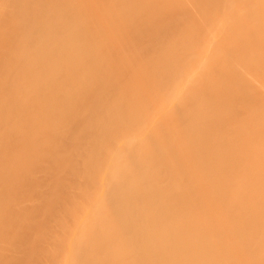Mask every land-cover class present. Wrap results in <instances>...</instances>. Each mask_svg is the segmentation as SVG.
Returning <instances> with one entry per match:
<instances>
[{
	"label": "rangeland",
	"instance_id": "374dc122",
	"mask_svg": "<svg viewBox=\"0 0 264 264\" xmlns=\"http://www.w3.org/2000/svg\"><path fill=\"white\" fill-rule=\"evenodd\" d=\"M80 1L82 2V6H79V7H76V8H72V9L69 8L72 17L73 18H77L78 19V22H77L76 19H73V21H72V20H70V18H68V22H66L64 24V31H65V35H66V39H67L66 47L64 49H59L58 47H55L54 49L51 50V52L49 53V55L47 57H44L43 56L42 50H41L40 46L38 45V39L35 38V37H32L30 35L22 36L21 29L23 28V29H27L29 31H32L33 29H35V31H37L39 35H43V34H45L48 31L49 24L46 23L45 20H37V18H36V19H33V20H29V21L23 22V24L21 25L18 22V20H17V16H15V18H14L15 23H12V21L11 20H8L6 18V16L9 15L11 12L12 13H14V12L11 11V10H9V9H3L0 6V31H4L3 35L0 36V105L8 106V107H5V110L7 111L5 113V115L3 117H0V191H4L5 186L8 183V181H11V183H12V185L14 187L13 190H12V187H10L11 188L10 189L11 191L8 189L9 187H6L7 190H9L10 192L9 191H6L8 193H7V195L6 194L4 195V198L5 199L4 198L3 199L0 198V199H2V201L0 200V204L1 205L6 204V205L2 206L5 209L4 210V213L2 212L3 210L0 209V210H2L1 211V213H2L1 215L3 216V214H5L3 218L0 217L1 218V221H0L1 223L0 224H3L2 223V221H3L2 219H4L3 222L5 224H6V222L8 220L11 219L10 216H9L10 218H8L7 214L9 215L10 212H13L14 213L15 210L12 211L11 210L12 207L9 208L10 206H8L7 203H9L11 201L12 203H9V204L10 205L13 204L14 201H17V197H20V199L18 198V201L15 202L16 204H14V206L17 205V207H19L18 205H20V207H21L23 204H20V203H24L25 205H27V206H25V205L24 206L27 208L28 216L31 215V217H30L31 220L29 219L30 221L28 222V220H27L28 219V216L27 215L25 216V214H27L26 211H25L26 213H24V211L19 210L21 212H18V214L15 212L16 215L18 216V218L21 217L22 221H23V217H24V219L26 217V219H25V220H27V222H25L26 224H24V223L21 224V227H23V225H25L26 227L21 228V227H19L20 226L19 222L21 223L22 221H20V219L18 221L17 216L16 215H13V213H11L13 216L10 214L12 217H15L16 218V220H14L15 223L13 224V225H15V226H13V227H15L14 229H17V228L18 229L19 228L22 229V230L19 229L21 234H18L19 233V230H17L18 233L17 232L16 233H17L18 237H15L16 234L14 233V231H16V230H14V229H12L13 230V233L8 234L9 237H7L8 236L7 234H6L7 235L6 236L7 238L4 237L5 234L3 235V233H5L4 232L5 231V228H3V227L5 225L4 224L1 225V226H3L2 227L3 228V231L0 228V235L2 234V237H4L3 238L4 240L8 239V243H10V244H8L6 241L2 242V240L0 239L1 240L0 242H2L0 244L1 245L3 244L2 246L0 245L1 246L0 247V262L2 261L1 258L3 257L2 256L3 253H4L3 255L5 256V258L9 259L11 257L10 256L7 257V255H9V254L11 255L13 252L16 251L15 249L17 247H13L12 248L11 246L21 245L23 242L25 243V241L27 242L26 243L27 247L25 245H23V246H25L26 248L25 247L20 248V246H18L17 252L15 253V258L17 256H18V258H16V259L13 258V260L14 259L15 260L18 259V261H16L17 264H19L18 263L19 260H20V264L22 262H23L22 264H50V263L54 264V263H57L56 260H58V259H61L62 262H65V264H67V262H69L73 258L72 256H73V254H75V251L77 249H78L77 251H79V249L81 251V252L79 251V253H80L79 255H80L81 260H82V257H83L81 254H85V255L87 254L88 255V252L89 251L92 252V250H91L92 247L91 248L89 247L90 250L88 252L87 251L85 252V250H83L84 247L82 248V246H80V245H79V247H81V248L78 247V244L77 243H78V241L80 239L78 236H80V235L76 236V239L77 238L78 239L75 242L76 239L73 238V236L75 237V232L74 231H75V228H78L79 226L76 227L77 225H75V227H74V225H73L74 221H72V220H74V218H73L74 216L72 217L70 215H74L75 213L73 212V214H71L70 212H72V211H75L76 212V210H77V214L79 215L81 213H78V212H81L82 209L85 211V208H88L89 209V207L91 206V204L92 205L94 204V202H92V201L95 200V198H97V200H98V198L101 196L104 199V196L102 194L105 191H103V190H105V188L107 189V187H108V186L106 187V185H105L106 183L105 182L110 183V178H109V181H107V179H108V177H107V179L104 182V179L106 178V175L105 174H107V172H109V171L106 170L107 172H105V168L103 167V165L106 164V166H108V164L110 165L112 163L111 160L113 161L115 159L113 157V155L116 154V150L119 149L118 147H120L119 154H121V147H122V145L125 144L124 143L125 141L126 142H129L128 141L129 138L127 139V137L134 138L133 137V135H134L133 131H134V128L135 127H133V126H135L136 124H137V126L138 125L141 126V124H138V123L141 120H143V118L145 117V116H141V115L146 114L145 112H143L144 110L147 111V109H144L143 106L141 107V105L144 104V106H145L146 103H147V105L150 104V106L152 105V106H154V108H156L157 106L155 104H160V101L162 100V98H161L162 95L165 96V94H169L171 96H173V95L175 96V93L176 94H179L180 92H178V89L177 88L179 86L182 87L183 83H182V85L180 83L177 88H173L172 91L170 89H172V87H176L175 84H178L177 82L181 81L180 80L181 79L180 78L181 73H182V75H184L186 71L190 72L188 75L186 74L187 76L186 75H184L183 77L181 76L183 79L186 78V80H183L182 79V82H184V84H185L184 87L185 86L187 87L188 82L189 83L191 81L193 82V80H191V81H188V80H190V78L192 79V76H194V74H196L197 71L195 72V70H198V68H200L202 70V68H203L204 70H206V72H205V74H206L210 70L209 67L212 66V63L213 62H215V61H213V58H214V60H216V63L218 65H215V66H212L211 67L212 70L210 71V74H213L214 73V74L220 75L222 77H217V75L214 76L216 79L213 77L215 82L218 79L217 82H216L217 83L216 84V88H217V90H219V92L216 90V88L214 89L215 93L212 90L214 96L211 97V98H209V94L207 92L205 94V97H208L209 98V100H206V103H208V104L206 105L205 100H204V103H202V104H203V106L206 105L205 106L206 109H208L207 106H209V110L208 111H211V112H209V114L210 115L212 114L213 116L212 115L210 116L209 114H207L208 113L207 110L204 109V107H203V110H204L203 112L204 113L207 112V113L204 114V117L202 119H207V121L201 119L203 122H205V123L202 122V126L203 127L201 126V128H203V129L204 128H208L213 123L216 125L217 124V121H214V120H218V124H219L218 126H222V127H218L217 125H216V127H217L218 130H219V128L221 129V130H219L221 133L219 131H216L214 135H217V138L215 139L211 135L212 134L211 133L212 131L210 132L211 129H209V132L210 133L208 132L207 129H204V131L202 129V131L204 133L203 136H202V138H199V139L197 138L199 140V142H198L197 139H195L196 140L195 141V140H193L194 138L192 139V137H194L193 136V133H194L193 130H195V133L194 134L196 136L197 135L196 133H197V130L198 129H193V128H197L195 126H197V124H199L198 123L199 121L194 120V118H190L191 116L189 117V116H186L185 115L184 116V117H186L185 119H188V120L189 119H193L192 121L191 120H189V121H191L193 124H196L195 126L192 127L193 124L190 126L191 122L188 123V120H185L186 123H188L189 126L192 127V130H189L191 128L190 127H187L188 124L186 126H183L182 125L181 122H183L184 119H177V120L175 119V120H171V121H173V124L172 125L174 127L179 128V129L181 127L182 128L184 127L187 130H189V131H187V130L185 131L184 128H183L184 130L181 128V130L184 131L183 134L186 132V134H185L187 136L186 138L184 137L185 135L183 136L181 134H180L181 136L180 135L179 136L176 135V136H172V137H170L169 135L168 136L167 135L164 136L163 134H159V133H157L159 135V137H157V135L154 136V133L151 134L157 140V142L154 140V142L152 144L153 146H157L156 144L157 143H160L162 141L161 139H165L166 137H169L170 140L167 138L169 141L167 139H165L163 141H165L169 145L170 144H173V147L176 146V149H177V147H178V149L176 150L175 148H172L171 147L172 145H171L170 146V150L171 151H169L168 144H166L165 142L162 141L163 142L162 143L163 145L162 144H158V146H157V147H159V145H161L162 148L160 146L159 149L161 151L163 150L161 152L160 150L158 151V149H157V154H158L159 158H158V156L156 154V150H155L156 147L155 148L153 147L154 148L153 151L155 150V154L154 153L151 154V152H152V149H151L146 154V156L148 154L155 155V156H157L156 158H158L157 159L158 162L160 161L159 159H161V161L165 159L164 160L165 163L163 161L162 162L160 161L158 163L155 160L156 159L155 156H152V158H151L150 155L148 156V158H151V160L147 158L148 160H146L147 161L146 165H144V162H146V161H144L143 159H140V161L141 160L144 161V162L141 161V163L143 164V166H146V168H148L149 167V163L151 165V162H153V161H155V162H157L159 164V167H158V164L157 163H156L157 166H156V164H153L155 167H157L159 169L152 168V167H154L152 165H151V167H149V168H151V170H148L149 168L147 169L148 171H152V169H153L154 172L152 171L153 172L152 173V176H151V174L150 175L149 174H146L147 177L144 178L145 177V175H144L145 173L144 172L145 171L148 172V171L146 169H144L145 167H143V166H142L143 169H141V172L142 173L140 172V169H138V168H142V167H139L138 166L137 169L136 168L135 169H132L133 167L131 165L128 167L129 169L130 168L132 169V170L130 169V171L135 170V172H136L138 170L137 171L138 173L139 172L141 174L144 173L143 174L144 176L142 175V177L144 179L143 178L142 179H143V181H145V183H142V180L141 181L139 180V179H141V176H140V178L137 179V181L140 184L141 183L142 184L140 185L138 183L139 184L138 185L137 184V181H136L135 183L137 185L133 183L134 186L136 185V190H135L134 187H133L134 189H132L131 184L129 182L131 181V183H132V181H134V179H136L138 177V176H136V175H138V173H136L134 179H131L129 182L127 181L128 183L126 184V186H128L130 184L128 187H130L132 190L135 191V193L133 192V194L138 195L137 198H134L137 201L135 202V200H133V202H135V203L129 202V200L126 201V199H130L131 198V197H129L130 194L128 193L129 191L127 192V189L125 191V190L119 188V189H121V191L123 190V192H121L119 190V191H117L116 194H119V192L124 193V194H127L128 193L126 196L123 195V196H125L126 199L121 196L123 198V200L125 199V201L127 202V204H126V202H124L125 204L122 203L123 207H121V206L120 207L121 208H125V205L129 206V208L126 206L127 208H125L124 210H126V209L129 210L131 208L130 207V203H132L131 204V206H132L131 209L132 210L135 207L134 205H136V207H140V209L139 210L138 209H135L136 208L135 207L134 208L135 210H133V212L135 211L134 212L135 214H134L131 211L129 213L128 210H126V211H128V213L127 212H123L124 210L121 209L120 207H119V210L121 209L123 211H121V210L120 211L119 210L116 211V208H114L115 209L114 213L115 212H117V213L120 212L119 214H121V216L118 214L120 216V218H119V216H115V214L113 215L115 218L116 217L118 218L116 220H118L119 222H121V221L124 220V223L122 224V222H121V225L120 226H123V225L126 226L125 223H126V221L129 220L127 223H130L131 225L128 224L127 226L128 227L131 226L132 229L128 228L127 226L125 227L126 229L128 228L129 230L126 231L127 233L124 231V233L126 235L123 234V236H125V239L126 240L128 238V241H126L125 239H122V241L124 240L125 243L122 242L124 244L119 245L116 248H115L114 245H112V247H111V245H110L112 243V240L111 239H108L107 240V238H103V237H109V235H107L108 234L107 233L108 230H107V232H105L106 234L104 236L102 234L101 235L102 238L103 239H106L105 241H108V244L110 243V241H111V243L109 244L110 246H107V244L104 242V245H106L107 247L105 246L103 248H108L109 247L107 249L109 251H107L108 253L106 251L104 252V250H103V252L101 251L102 254L105 253L104 255L101 254V256H104L103 258H105V256H106L105 259L108 260L107 259V257H108L107 255L108 254H112V255H109V256H111L110 257L111 258L110 260L114 261L115 259L117 260V258L118 259L119 258L122 259L121 257H123V255L125 253H126L125 255H127V253H128L127 252V246L129 245V247H130L133 244L132 245L133 247L131 246L132 248L130 249V251L132 252V249H134V247H135V249L133 250V252L132 253L129 252L126 257L124 255L125 258L123 257L122 260H118V263L116 261H114L115 264L116 263L119 264V261H121L120 264H126V262H127V264H129V263L130 264H171V263L172 264H178V263L179 264H182V263L183 264H194V263L195 264H218L219 261H220V264H221V262H224L222 264H264V255H263L264 254V242H263L264 241V227H263V225H264V221H263L264 220V217H263V215L264 214L260 213L259 217H257V218L256 217H253L252 218L250 216V219H249L248 222H250L251 224L250 223L248 224V222H245V223L244 222H242V223L241 222H238V220H240V218L239 217L236 218V216L240 215V213L247 211V208L248 209L249 208H252V207L254 208V206L256 205L255 203H257V204L259 202L261 203V200L263 201V199H264V197H263L264 196L263 195L264 194V143H262V141L264 142V137H263L264 136V62H263L264 58H262V57H264V54L262 55V52L263 51L261 52L262 57H261V55H259L260 53L257 54L258 51H261L260 48H259L260 50L257 49L258 51L254 48L256 51L254 50L252 53H251V50L248 51L249 49L247 51H244L245 50L244 45L246 46V49L247 48H250L249 47L250 45L247 46V43H245L246 42L245 41L246 39H242L243 36L245 37V35L247 34V33H244L245 31H243V28L245 30V28L247 26L242 21V18H241V20H239V18L241 16L240 17L239 16L238 17L236 16L237 19L235 18L236 19V22H234V20H235L234 19V15H238V14H235V12L237 10V6H238V9L240 7L244 8L246 6V4H247L246 3L247 1L246 0H240V1H237L236 0L235 2H237V4L235 3V5H237V6L235 7V5H234V7H233L232 10H234V8L236 10H234L233 13H232V10L230 8L225 9L226 7L224 5H223V7H225V8H222V9H220L221 6L218 7V6L214 5V6H216V8H215L216 10L215 9H214L215 11L214 10H211L210 4L207 2L208 0H199L200 3L202 2L201 5L196 0H100V1H98V0H91V4H86L85 3V0H80ZM204 1H206V5L208 3V5H209L208 7H209L210 11H209V9H208V7L206 5L204 6V4H205ZM72 2H75V1H72ZM72 2H71V4L74 5L75 3H72ZM239 2L241 3L240 5H242L244 3L243 6L238 5ZM198 5L202 6V8L201 7H198ZM203 6L205 8H203ZM211 6H213V4ZM213 7H212V9H213ZM217 7L219 9H217ZM198 8H199V10H198ZM242 8H240V9H242ZM28 9H31V6L30 5H27L26 10H28ZM63 9L65 10L67 8H63ZM200 9H202V11ZM203 9H205L206 11L203 10ZM228 9H230L231 11H229ZM212 11H214V12H212ZM215 12H216V14H217V12H219L220 14H217L218 16L217 15L215 16L214 15ZM228 14H231V16H233V18L230 15H228ZM232 14H234V15H232ZM209 15H210V17H208ZM229 16L232 18V21L234 23L230 22L231 20H230V17ZM215 18H216V20H215ZM89 19L91 21L90 22H87ZM166 19H167L168 22L165 21ZM210 19H212V20H210ZM171 20L173 22L175 21L174 23H176L177 21H181V22H179L180 24L178 25V23L177 24L171 23L172 22ZM222 21H223V23H222ZM237 21L238 22L239 21H242L243 22V25L246 26V27H244L241 24V22H239L241 26L238 25V24H236ZM228 22H229V25L231 27H233V28L235 27L234 28L235 29V32L234 33H233L234 30L231 31V29H233V28H231L230 26H227L228 25ZM263 22H261L262 23L261 24L262 27L260 26V24H258L259 26H256L257 24L254 25V26H256V30H257V27H259L260 29H262V31L258 29L259 31H261V34L259 32L260 35H262L264 33ZM181 23H183V25ZM234 24H236V25H234ZM174 25H175V27H172ZM181 25H182V27H181ZM187 25H189L190 29L191 28H194L193 29L194 31H191L189 37L192 38L193 37L192 34L194 36H196V34H197L198 40L195 39V37H194V38H192L195 41L194 42L192 39L188 38V35L186 33L185 34L187 36L186 35L182 36V34H181V36H182V38L183 37L184 38L187 37L188 38L187 40L190 39V41H193V43H195L197 45V48H195L196 49V52L193 51V50H195L193 48V46H194L193 43H191L190 41H185L184 38L181 41V38L179 39L178 36L175 37V38H178L181 43L176 42L175 39L174 40L172 39V41H171L172 44H169L170 43L169 40H166V39H156V38H152V35H151V37H148L149 38V41L144 40L145 37L142 38L144 35L149 34L151 32H153V35H154L156 33L155 31L164 30V31L167 32V30L169 31V30H172V29H173V34H171L172 31H170L171 33H169V37H170V35L171 36L174 35V33L177 32V31L178 32H177L176 35H179V37H181L180 34H178V33L181 32L180 29H182L183 27L184 28L185 27L187 28ZM237 25H238V28H236ZM60 26H61V24L60 23L58 24L56 22L53 25H51L50 27L53 28L56 32H58ZM179 26L181 28L178 30L177 28ZM251 26L252 25H250V28H251ZM166 28H167V30H166ZM174 28L177 29V31ZM239 28L243 31L242 34L238 33L240 31ZM246 29H248V28H246ZM237 30H238V32H237ZM254 30H255V27H254ZM198 31L200 33L203 31L202 32L203 35H202V33L201 34H198L197 33ZM204 31H205V33H204ZM227 31H229V32H227ZM253 31L252 32L250 31V36H249V38H251L252 41H254V38H256L257 35H259L257 32H256L257 34H254L255 32L253 33ZM194 32H196V34H194ZM212 33H214V34H212ZM251 33H253L252 36H251ZM200 35H202L203 37L200 36ZM248 35H249V33H248ZM241 36H242V38H241ZM80 37L81 38L86 37V44H83V40L80 39ZM140 38L143 41L140 44H136L137 41L141 40ZM246 38H248L247 35H246ZM202 40H203V43H202ZM26 41H28V42H26ZM143 42H144V45H143ZM148 42H149V44H152V43L153 44L152 45H149ZM164 42H165L166 45H164ZM21 43H24L25 45H27V47H28V45H30V49L27 52H32L33 58L27 59V64L24 66L25 69L27 70V73L24 76L17 77L16 80H14L15 79L14 74L5 76L4 75V71L6 69L10 68V67L17 66L16 64L19 61L22 60L21 53H22V51H26V49H22L21 48V46H20ZM57 43L60 46L62 45L60 41H57ZM130 43H131V45L132 44H135L136 45V48L135 49H139V48L141 49L142 48V50H139V51L142 54H144V55L146 54V52L148 50L151 51V54H152V52H153V54L155 53V55H153V54L151 56L146 55V58H144L145 56L143 57L141 55V53H140L141 56L140 57L137 56V58H135L136 54L138 55V52H135L134 51V53H131L134 50V47H133V50L132 49L131 50H126V49H128V48H126V45H128ZM145 43H147L148 48H146V44ZM161 43H162V46H163V50L161 49L162 48ZM176 43H178L180 45L177 46L178 44L175 45ZM204 43H205V45H204ZM209 43H212V44L209 45V46H207V44H209ZM241 43H242L244 49L241 46ZM98 44H104V45H106L107 48L105 49V51L104 50H98L97 49L98 48ZM181 44H184V45L187 44L188 46L190 44V46L188 48L189 51L187 50L188 52H190V54L187 51H186V53H184L185 52V47L187 45H185V47L183 49V48H181V47H183V46H181ZM167 45H170L172 49L171 48H167L166 49L165 47H167ZM14 46H18L19 48L18 47H14ZM170 46H168V47H170ZM203 46H204V48H203ZM205 46L208 49H206ZM194 47H196V46H194ZM200 47H201V49L203 48L202 49L203 52H205V51L206 52L203 53L201 51ZM210 47H212L213 49L212 50H209ZM108 48H110V50L114 53V55L113 54L111 55L108 52ZM145 48H146V50H144ZM159 48L161 50H159ZM190 48H191V50H190ZM90 49H92V50H94L96 52V53H94L93 58L90 61L88 60L86 65L85 64H84V66H81L80 65V67H79V63H80V61L82 59L83 54L85 53L86 56H87V53H88V51ZM177 49H178V52H177ZM182 49H183V52L181 51ZM198 49L200 51H198ZM214 49H217V50L214 52ZM143 50H144V52H143ZM165 50L167 51L166 52V54H167L166 56H165V52H164ZM169 50L171 51V53H170ZM173 50H174V52H173ZM162 51H163V54H162ZM175 52H177V53H175ZM181 52L183 53V55L186 54V57L183 56ZM191 52L192 53L195 52L194 54H196L198 52L200 54L197 53V56L196 55L194 56V54H193V56L191 57L192 59L187 60V56H188V58H190V56L192 54ZM157 53H159V54H157ZM134 54H135V56H134ZM175 55H177V56H175ZM129 56H131L130 57L131 58V61H130ZM152 56H153V58H151ZM158 56H160V58H161V60H160L161 63H157L156 62L157 61V58H158V62H160L159 61L160 58ZM181 56L183 58V60H181V61L184 64L182 62H180V60L177 61V58L179 59V58H181ZM141 57H143V58H141ZM149 57L152 60H148ZM133 58H135V59H133ZM139 58H141V60H144V59L145 60L143 62H140L139 63V61H141V60H139ZM163 58H165V59H163ZM210 58H211L212 63H210L211 61H209ZM260 58L263 59V60L261 61ZM184 59H186L187 61L184 62ZM256 59H258V61ZM135 60H136V62H135ZM137 60H139V61H137ZM153 60L157 64L154 63V62H152ZM132 61L135 62L136 64H134ZM145 61H146V64H145ZM148 61L151 62V63L149 64ZM169 61H171L173 64L172 63L170 64ZM174 61L177 64H174ZM191 61H192V63L190 65L189 63ZM193 61H194V63H193ZM255 61H257V62H255ZM137 62L139 63V65H138ZM163 62H165V64ZM166 62H167V65L168 66L166 65ZM178 62L181 63V68H179V70H177V68H176V67H180L179 66L180 63L178 64ZM142 63H144V64L142 65ZM216 63H214V64H216ZM91 64H92V66H91ZM128 64H129L130 67L128 66ZM133 64L135 65V67H136V65H138L139 67L141 66V67L138 68V66H137L134 69H129V68H132L134 66ZM152 64H153V66L160 64V67H159V65L153 67ZM185 64L186 65L189 64V65H187L188 68H190L189 70L186 69L187 67L185 66ZM207 64L209 66H206ZM257 64H260V65L258 66ZM109 65L110 66L112 65L113 67L110 68ZM149 65H151V66H149ZM169 65L172 66L171 69H169ZM174 65H176V66H174ZM148 66H149L150 69L148 68ZM161 66H165V69H167V70H165V72L166 71L169 72V75L170 76L173 73V70L177 74L174 73L175 75H172L171 76L172 79H171L170 76L168 75V73L166 72V74H164L166 79L164 80L163 79V76L164 75H161V72H158V71H160L159 68H161V69L163 68ZM182 66H184L186 70ZM261 66L263 67V69L261 68ZM107 67H109L110 73H109V71H106L107 70ZM114 67L116 69L119 68L120 71L123 70L122 73L121 72H118V70L116 71V69ZM121 67H123V69H121ZM124 67H125V69L126 68L129 69L128 72H131L130 74H133V70H134V72L136 71L137 76L135 74V75H133V77L135 76V77H138V78H135L134 77L135 80L133 78V81H132L131 80L132 79V77H131L132 75L129 76L128 75L129 73L128 74L126 73L127 72V69H126V72H124V70H125ZM142 67H146V72L144 71L145 68H142ZM154 68H157L158 71L155 69L157 73L154 71ZM147 69H149V70H147ZM180 69L185 71L184 74H183V71L181 72ZM200 69L198 70V72L200 71ZM137 70H139V71H137ZM150 70H153V71H150ZM147 71H148V73H147ZM178 71H180V73H178ZM151 72H153V73H152L151 77H149V75L151 74ZM188 72H186V73H188ZM191 72L192 73L194 72V74H192ZM20 73H22V72H20ZM83 73H85L86 76ZM146 73L149 74V75H147ZM154 73H156V74L154 75ZM201 73H202V75H199V76H203L204 77L205 74H203L204 73L203 70L201 71ZM23 74L24 73H22V75ZM109 74H110V78L111 79L108 78L109 77ZM157 74H159L158 77H156ZM210 74H208V75H210ZM82 75H84L85 77L82 76ZM107 75H108V77H107ZM111 75H113V76L111 77ZM160 75H161V77H159ZM208 75L206 74V76H205L206 77V80H207ZM126 76H127V78L129 80L127 78H125ZM152 76H155V77H152ZM166 76L171 79V81L169 83H167V81L170 80V79L168 78V80H167V77ZM175 76H176V78H175ZM188 76L189 77L191 76V77L188 78ZM103 77H106V78L103 79ZM196 77H197V75H196ZM82 78L83 79L85 78V79L83 80ZM99 78H100L101 82H102V80L103 81L106 80L107 82L108 81L109 82L108 83L107 82H104V86H103L102 83H99L100 82ZM115 78H117L118 80H115ZM159 78H161L164 83L166 82L165 84L164 83H162V84L168 85V86L170 84V86H169V89H168V87L165 86L166 89H167V91L164 94H163V92H161V95L159 93V90L161 91V89L162 90H166V89L164 88V85H162V84L160 85L161 88L159 86H157L156 89L157 88H160V89H158L157 91H156V89L154 90V94H153L154 97H152V93L153 92L151 94L150 93H147V95H146L145 94V90L146 89H142V87L140 88L139 87L140 85L138 86V83H137L139 81H140V83H145V85L146 84L148 85L149 83L152 85V83H154V81L156 83H157V81H159L161 83V81H160L161 79H159ZM199 78H198V80H199V82L201 81L200 83L202 84V86L205 87L206 89L208 88L209 90H211V88L213 87V86L211 87L209 85V84L212 83L211 80L210 81L209 80L206 81L205 78H204L205 83L203 81V83H204L203 84L202 83L203 78H201V80ZM220 78H221V80H220ZM222 78L223 79L225 78L223 80V82L225 83V85L222 82ZM77 79H79V80L82 79L85 83H87V85L86 84H85V86L83 85L84 88H86V89H84L82 86H80V88L79 87L77 88V87L74 86V84L76 83V80ZM136 79L139 80V81H137ZM151 79H152L153 82L151 81ZM82 80H81V83H82ZM127 80L130 81V83L135 81V83H133V85H131L132 83L131 84L130 83H127ZM172 80H173V83L175 81V84L172 83ZM227 80H228L229 83H231L230 85L233 88V95L232 96L229 94L228 89L226 90V93H225V86H226ZM115 81H117L115 83L116 85L114 84ZM118 81L120 83L121 82L122 83L124 82L125 84H127V85H125L126 86L125 90H122L125 87L124 86V83L121 84V86H120V83ZM185 81H188L187 84H186ZM195 81H197V79ZM208 81H209V84L207 83ZM218 81H221V82L218 83ZM17 82H26L27 88H21V87H19L17 85ZM96 82H98L99 84L97 83L98 84L97 85ZM111 82L114 84V86H113V84ZM199 82L197 81L196 83L199 84ZM105 83H107L106 84L107 87H106ZM160 83H157V84L159 85ZM108 84L110 85L109 87H108ZM134 84H136L135 85L136 87L134 86ZM201 84H199V87H201L200 86ZM205 84H207V85H205ZM122 85L124 87H122ZM196 85H194V83H193L192 84V87L193 86H196ZM117 86H119L118 89H117ZM132 86H134L135 88H133ZM220 86H224V87H221L220 88ZM81 87H82V89H81ZM89 87L91 89V91H90L91 94H90V92L88 90ZM181 87H180V89H181ZM190 87L188 86L187 89L189 90ZM197 87H198V85H197ZM203 87H201V88H203ZM100 88L101 89L103 88V92L101 91ZM106 88H111V89L108 90ZM120 88H121V90L123 92L124 91L126 92L124 94L126 96V98H125L124 101H123V99H124L123 93H119V92H122V91L119 90ZM127 88L129 89L128 91H127ZM201 88H199V89H201ZM99 89H100V91H99ZM175 89L177 90L178 93L175 91ZM79 90L81 91V93H80ZM106 90H108L109 92L111 91V92L108 94V91H106ZM8 91H14V93H17L18 95H19V92L20 91L21 92H24L25 91L24 92V97H23L22 103L20 105L15 106V104H16L15 102L14 103L7 102V99H5V96L7 94H4V92H8ZM104 91H106V92H104ZM112 91L113 92L114 91H117V93L114 92V93H116L114 95V93ZM133 91H134V93H133ZM169 91H171L172 93H170ZM93 92H94V94H93ZM99 92H102V94L99 93ZM156 92H158V93H156ZM183 92H181L182 93V94H180L181 96L177 95V97L178 96L180 97L179 99H181L182 97H184V99H186L185 98L186 94H187V96L190 94V91L188 93L186 92V90H185V93H183ZM220 92L222 93V95L221 94H218ZM216 93L218 95H216ZM96 94H97V96H93V95H96ZM100 94L102 95V97H101ZM111 94H113V95H111ZM121 94H122V96H121ZM134 94H135V96H134ZM148 94H150V96ZM157 94H159L158 97H157ZM110 95L113 96V97L115 96L113 99H116V101H117V99L119 97H121V98H119V100L121 99V101L120 102L117 101V102L120 103V105H119V103H115L116 101L115 100H112V97ZM210 95L212 96V93ZM133 96L136 97L135 98L136 101L134 100L135 102L132 101L134 99ZM141 96H143L144 99H146V101L150 97L149 102H146V101L144 102L143 101L144 99L141 98ZM229 96L231 98L230 101L228 99ZM96 97H98V98H96ZM155 97H156V99L158 98L159 102H157L158 100L156 102H153V100L155 99ZM151 98H152V100H151ZM160 98H161V100H160ZM168 98H170V96ZM214 98H215V100H214ZM99 99H100V102H99ZM212 99L214 101H212ZM97 100H98V102H97ZM138 100H140V102L143 101L144 103L143 102L140 103ZM209 101L210 102L212 101L213 103L211 102L209 104ZM104 102L107 103V104H105ZM150 102L151 103L153 102L154 105H153V103L151 104ZM108 104L109 105L111 104L110 106H113V104H114V107H115V104L116 105L118 104L115 107V109L116 108L118 109L119 106H120L121 108H119V111H121V110L124 111V112L122 111L120 114H122L123 115L122 117H125V118H122L121 117L122 118L121 119L120 116H119L120 114L118 113L119 111L117 112V110L113 109V107L110 108V106ZM97 105H99V107H97ZM106 105L109 107L108 109L105 108ZM186 105L188 106L189 103L186 104ZM229 105H231V106H229ZM240 105L242 107L241 110H239L240 109V107H239ZM100 106H103L105 108L104 109L105 110V113L104 112L103 113L101 112V110L102 111H104V110H103V107H100ZM211 106H214V107H211ZM147 107L148 106H145V108H147ZM149 107H148V109H149ZM210 107L212 108V110L210 109ZM219 107H220V109H219ZM99 108H102V109L99 110ZM150 108H153V107H150ZM154 108L152 109V111L151 110L148 111V113L150 112V115H151V112L153 113V111L155 110ZM97 109L100 112L97 111ZM110 109L113 110V111L110 112ZM142 109H144V110H142ZM187 109L189 110V108H187ZM187 109H181V110L184 111V110H187ZM215 109L218 112L214 111ZM84 111H88L90 113V115H91V113L94 114V115L93 116L92 115L91 116H88V113H84ZM115 111L117 113H115ZM168 111L171 114H174L176 112L175 109H171V110H168ZM213 111L216 112L215 113L216 115L214 114ZM240 111H242V112H240ZM106 112L107 113L109 112V113L106 114ZM95 113H96V115H95ZM110 113H113V114H111L113 116H111ZM232 113H234V114H232ZM237 113L238 114H241L240 117H239L240 119L238 118V116H236V115H238ZM85 114H87V115H85ZM102 114H105L106 115L105 116L106 118H104V116ZM115 114L117 115L116 117H115ZM108 115H110V117H112L115 120V123H118V121L120 119H121L120 121H122L123 123L119 121V123H121V124H116L118 126V127L116 126V128L113 127V125L115 126V123L114 124L112 123L113 124V125L111 124V126L113 127L112 129H115V130H112L111 131L110 130L111 129L110 126H107V127H109V129L107 131L106 128L104 129V127H105L104 125H107V124H109L111 122H114V121H112L113 119L112 118H109ZM214 115H215V118L217 117V119L214 118ZM193 116L194 115L192 114V117ZM208 116H210L211 118H208ZM233 116H234V118H233ZM138 117H140V118H138ZM205 117H207V118H205ZM107 118L110 119V120H108ZM212 118H214V119H212ZM246 118H247V121H246ZM91 119H94V120H92V122H91L90 121ZM116 119H118V120L116 121ZM123 119H126V120L123 121ZM138 119H141V120L139 121ZM199 119H200V117H199ZM211 119H212V121H214L213 123H212V121H210ZM81 120H83L84 123H88L87 121L89 120V123L91 122L93 124V128H92V124L90 123V128H92L91 130H86L84 126H83L84 128L82 126H79V130L76 128L77 131H76V129L73 130V131H68V133L66 132L67 134L64 133V132H61V131H59L57 129H55V127L57 126L58 122H60V123L67 122L66 124H68V121L70 123L71 122H76V123L78 122L81 125L82 124ZM129 120H132V121H129ZM146 120H148L147 117H146ZM93 121H94V123H93ZM104 121H105V124L103 123ZM185 121L183 122L184 124H186ZM209 121L212 124H210ZM44 122L45 123L46 122L47 123L48 122H51L50 123L51 125L48 124V126H47L48 129H47V127L45 129L44 125L46 126L47 124H44ZM131 122H133V123H131ZM144 122H145V118H144ZM147 122L149 124V121H147ZM147 122H145V123H147ZM194 122H196V123H194ZM236 122H237V124H236ZM25 123H27V124H25ZM53 123H54V125H53ZM55 123H57V124H55ZM89 123H88V125H89ZM95 123L97 125H94ZM177 123L178 124L181 123V125L179 124L181 127H179V125H177ZM130 125H131V127H129ZM145 126H143V127H145ZM149 126L150 125H148V127ZM214 126L211 127L212 130H213V127ZM81 127L85 131L83 129L80 130ZM216 127L214 128L213 131H215ZM223 127H224L223 130H225L226 133H224L225 131L223 132V130H222ZM235 127H236V129H235ZM102 128L106 131L105 132L106 135L105 134H102V131L104 133V130H102ZM131 129H133L132 132L129 131ZM135 129H138V128H135ZM141 129H139V130H141ZM151 131H154V130H151ZM190 131L193 132V133L191 134ZM231 131H233V133H235V131H236L235 136H232L234 134H232ZM207 132L211 135V136H209V138L212 137V139L215 140V142L218 140L219 144L217 142L215 143L214 141H212V139H211V141L210 140L208 141V139H209V138H207L208 134H206L207 136L204 137L205 136V133H207ZM217 132L219 134H217ZM228 132H230V133H228ZM107 133H109V134H107ZM146 133H147V131H146ZM240 133H241L242 136L240 135ZM259 133L261 134V136L259 135ZM188 134H190V135H188ZM103 135H105V136H103ZM138 135L140 136V134H138ZM146 135L149 136L150 135V132H149V134H146ZM146 135H142V137L144 136L146 138ZM160 135H162L161 137H163V138H161ZM189 136H191V137H189ZM251 136H253L254 139ZM62 137L63 138H66V139H63ZM67 137H69V138H67ZM101 137L103 139L102 142H101V140H102ZM153 137H152V139H154ZM156 137L157 138H161V139H157ZM121 138H123V139L121 140ZM172 138H173V140H172ZM206 138H207V143L209 142L210 144H212L211 142H213V143H215V144L218 145V146L213 145V147L211 145V147H209V145L206 144L207 147L205 146V148H208L210 150V154L212 153V151L215 152L216 150L218 151V152H215L217 155L218 154L220 155V153L222 152L220 156H222L221 158L226 159V161L225 160H222L221 158H218L215 153H212L211 154L212 157H210V159H212V158L214 159V157L216 159V157H217L218 160L221 159V162H223V161L226 162V163L223 162L225 166H226V164L228 162L229 165L227 164V166L229 168L231 167L229 169V172L228 171H224L225 169L224 170L222 169V165H221L222 163L219 162V165L221 166L220 169H222V172L223 171H224V173L225 172L226 173L228 172L227 174L226 173L225 174L223 173L225 176H228V180L226 179L227 177H225L220 172L221 170L218 167H216L215 169H217V170L219 169L220 171L218 170L217 172H219V173H217V172L216 173L223 175L225 179L223 177L218 176L216 173L215 174H210V171L213 170L212 167H215V164H210L211 163V160L207 156V153H209V151L206 153V155H204L205 153L202 154V153H199L198 152L199 151L198 150L199 146L197 147V150L194 149L195 151H193V148H191L193 144L195 145V147L193 145L194 148H196V146L198 144H201V143L204 144V141L202 142V139L204 140ZM218 138H220V139H218ZM221 138H222V140H221ZM230 138H231L232 141L230 140V142H229L228 140ZM104 139L107 141V144H102V143H105V140ZM114 139L117 140L119 142V144H118L117 141L115 142ZM139 139H140V137H139ZM150 139H151V137H150ZM174 139H176L177 141H175ZM178 139L181 140V141H178ZM111 140L114 141L115 145H114L113 141H111ZM151 140H149V141L151 142ZM158 140H160V142ZM184 140L186 141V144L188 145V147H186L187 145L184 144L185 143ZM200 140H201V142H200ZM219 140L221 141L222 145H224V147L220 145L221 143H220ZM108 141H109V143H110L109 145L111 147L108 145ZM134 141L135 140H133L131 142L133 143ZM140 141L137 142L136 147H134V145H132L137 150L140 149V148H142V145L144 143V142H142V141L140 142ZM173 141H174V143H173ZM193 141H195V142H193ZM252 141H253V143H252ZM177 142H179V143H177ZM225 142H227V143H225ZM138 143L141 144L140 148H137ZM175 143H176V145H175ZM190 143L192 145H190ZM205 143H206V141H205ZM126 144H128V143H126ZM126 144H125L124 147H126ZM225 144H230V145H227L229 149H226V150L223 149V148L226 147ZM66 145L68 146V150L64 149V147H67ZM86 145H88V146L90 145L89 146V149H91V147H92L93 150H95L96 153L92 149H91V151L94 152V153H91V151L88 149V146H86ZM106 146L107 147L109 146V149L106 148ZM184 146L187 149L189 148L188 149V152L191 151L193 153V155H196V156H193V158H190L192 155L189 156V158L191 160V161L189 160L191 162V163L190 162L189 163L191 165L188 164V166L186 165L187 163L184 164V162H186L188 160V159L186 160L185 158L186 157L188 158L187 155H189L190 153H188V154L186 153V155L183 156L184 150H187ZM215 146L218 147V148H216L215 150H213V148H215ZM241 146L242 147H245V149L244 148L242 149ZM84 147L87 148L88 151ZM103 147H104V151L108 149L107 150V153L108 152L111 153V155H110L111 157H110V156H107V153L106 152H104L103 156H107V158H108L106 160L102 156ZM133 147H131V148H133ZM182 147H184V148H182ZM221 147H223V148H221ZM134 148H133V152L136 153L137 151ZM163 148L164 149L165 148L168 149L167 150L168 152H166V150H164ZM180 148L183 149V151ZM205 148L204 149L201 148V149H203L201 151L204 152L205 151ZM231 148H234V149L233 150H230ZM235 148H236V150H235ZM83 149H85V151H83ZM127 149H128V147H127ZM246 149H247V151H246ZM57 150H59V152H61L62 150L63 151H66V152L68 151V154L66 152H63V153L61 152V154H60ZM96 150H98L99 152L96 151ZM129 150H130V148H129ZM89 151H90V153H89ZM223 151H226V152H223ZM56 152H58L57 155H56ZM85 152H86V154H83ZM87 152L90 154L89 156H87V154H88ZM227 152H230V154H227L228 156L225 155V153H227ZM98 153H100L101 155H99ZM162 153H164V154H162ZM238 153H240V154H238ZM123 154H124V152L122 153V155ZM127 154H129V153H127ZM131 154H133V153L131 152ZM223 154H224V156H223ZM244 154L245 155L247 154L248 157H245ZM82 155H84V157L86 155L87 157H85V159H84ZM135 155L137 156V154H135ZM163 155H165L164 156L165 158L163 157L164 159L160 157V156H163ZM181 155H182V157H181ZM202 155H204V156H202ZM243 155H244V158H243ZM120 156L118 158H120ZM225 156H226V158H225ZM239 156H240V158L238 159ZM67 157L69 158L68 160H69L71 166L74 165L73 167H71L69 165V163H68V160L65 159ZM130 157H132V155ZM228 157H231V159L228 158ZM256 157H259V158H256ZM63 158L65 160H67V162H62L61 163V161H64ZM101 158H103L102 160H104L103 161L104 164L102 163L101 164L102 166L101 167L100 166L98 167L97 165L100 162L99 159H101ZM123 158H126V155H125V157L123 156ZM123 158L121 157V161H122ZM241 158H243L242 159V162L244 164L241 163V160H240ZM247 158H249L248 161L247 160L244 161V159H247ZM86 159H88V160H86ZM144 159H146V158H144ZM171 159L173 160V162H171ZM180 159H181V161H176V160H180ZM182 159H184V160L182 161ZM202 159H204V160H202ZM215 159H214V161H217L216 162V164H217L218 163V160L217 159L215 160ZM228 159L230 160V163H229V160ZM41 160H43L45 162L44 165L42 163H41L42 165L39 164V162H42ZM54 160H59V163L55 164L54 163ZM84 160H86V163L84 162ZM87 161H90V162H88L89 163L90 170L87 169L88 166L86 167V164L88 165ZM91 161H93V162H91ZM95 161H97V162L94 163ZM238 161H239V163H238ZM79 162H82L81 163L82 165L80 164L81 165V167H80L79 164H78V166H76L77 167L76 168L75 167V164L77 165V163H79ZM155 162H153V163H155ZM179 162H182V169H184L186 166L188 167V170L190 169L189 172H188V170H186L187 168H185V170L189 173V175H188V173L186 175L192 177L191 176L192 174H193V176H195L194 173L196 175H198L197 172L198 173L201 172V174L199 173L198 176H203V178L207 177V179L205 178V180H204L201 177H200L201 178L200 179L198 176H196V179L195 178H192L193 179L192 182L193 181H198V184L199 183H201V184L198 185L197 182L191 183V181H190L191 179H189L190 177L187 178L188 176L187 177L184 176L185 173H183L182 172L183 170L180 169L181 168L180 167L181 163H179ZM205 162H206V166H205ZM37 163L39 164L38 167L41 166L40 167L41 170L36 166ZM84 163H85V165H84ZM91 163H92V166L93 167L91 166ZM100 163H99V165H100ZM141 163L139 162L138 165L139 164L141 165ZM207 163L210 164V165H207ZM245 163L247 164V166L245 165ZM95 164H97V165H95ZM113 164L114 163H112L109 166L111 169H115V166L116 165L114 166V168L111 167ZM115 164H116V162H115ZM127 164L129 165V162H127ZM161 164H163V165H161ZM94 165L97 166L98 169L100 168L99 169L100 172L104 171V172L101 173V176L99 175V177H98V175H97V173L99 174V172H97L98 170L97 171H94V169L96 168ZM123 165L124 164H122V167H125V165L124 166ZM132 165L137 166L136 163L135 164L132 163ZM240 165H241V167H240ZM35 166H36V169H35ZM43 166H46V167L49 166V168L47 167L46 168L47 170L45 171V169L44 170L42 169V168H45ZM164 166H166L167 168L164 167ZM169 166H170V168H169ZM85 167H86V169H85ZM204 167H206V168H204ZM81 168L82 169H85V170H82V172L84 171V172L87 173L88 172L87 170H89L87 176H84L86 174L84 172H83L84 175H82V173L79 174V172H81L80 171ZM91 168H94V169H92L93 171L91 170ZM225 168L227 169V167H225ZM106 169H107V167H106ZM111 169H109V170H111ZM117 169H119V168H117ZM120 169H123V168H120ZM125 169H127V168L125 167ZM125 169H123L124 172H126ZM176 169H178L177 171H178V173L180 175H174L177 172ZM247 169L249 171H247ZM39 170H40V172H39ZM77 170H79V171H77ZM142 170H145V171H142ZM205 170L206 171H209L210 170V171L208 173ZM43 171H44V173H43ZM159 171L160 172L162 171V172L160 173ZM165 171L168 172L169 174L171 172L172 173L169 175ZM186 171H184V172H186ZM94 172H97L96 175H95ZM114 172L115 171H113V173ZM118 172L119 173L116 172L117 175H120V176L123 177L124 172L122 170H119ZM156 172H158V173L156 174ZM203 172H204V174H203ZM126 173H125V175H126ZM154 173H155V175H153ZM178 173H176V174H178ZM190 173H191V175H190ZM110 174H108V176ZM158 174H160V176ZM164 174H165V176H164ZM166 174H167L168 177L166 176ZM181 174H182L183 177H186V180H188L190 182V184L188 183V181H184V182H186L185 184H184V182H180L181 180H183V179H181L182 178ZM127 175L129 176V174H127ZM148 175L151 176V180H149V178H148L149 176ZM171 175H173V176H171ZM216 175L218 177H220V178H216V179L213 180V178H215ZM81 176H84L83 179L81 178ZM92 176L93 177L94 176H97V177H95V179H94ZM157 176H159V178ZM170 176H171V178H169ZM180 176H181V178H180ZM57 177L60 178L61 180L60 179L57 180L56 179ZM86 177H88L89 180H87ZM113 177H114V175H113ZM153 177L154 178H157L158 180L157 179L152 180ZM172 177H174V179ZM177 177H179V178H177ZM210 177H213V178L210 179ZM90 178H92V179L90 180ZM121 178H120V180L122 181ZM111 179H112V177H111ZM178 179H180V180H178ZM147 180H148V182H147ZM199 180H201V181L199 182ZM217 180L218 181L221 180V182H218ZM223 180H227V181L224 182ZM83 181H84V183L86 181L87 184L89 183L90 185H92L91 184L92 181H96V182L93 183V185H92L93 188L92 187H89L90 185L87 186L88 187L87 188L85 186V184L83 183ZM97 181L100 182L101 184L100 183H97ZM159 181H160V183H158ZM174 181H175V184H174ZM203 181H205L204 184H203ZM56 182H57L58 185L55 184ZM149 182L150 183L153 182L157 186H155L153 183L151 185ZM178 182L183 183L184 185L182 184V186H185L186 185L188 188L186 186L183 188L180 185V183L178 184ZM214 182H215V184H214ZM195 183H196L197 187L195 186ZM59 184H61V187H62L63 191H62V189H57V187L59 186ZM80 184L83 187H81V190L77 193L78 189L80 188ZM97 184H100L101 187H103L104 189L102 188L103 190H100L101 187L99 186L100 188H98ZM110 184H112V183H110ZM148 184H149V186H148ZM202 184H203L204 187L200 186ZM32 185H34L35 187L32 186ZM37 185H40V186L42 185L41 187H43V188H41L39 186L40 189H43L41 192L39 191L40 194H41V196H39L40 194H39V192H37L38 190L37 191L35 190V193L37 192V194H35V195H33L31 192H29V193H31L30 195L27 194V189H29L31 186H32V189H33V187L35 189V188L38 187ZM54 185H57L56 188H54ZM112 185L117 186L114 181H113V184ZM189 185H193L194 186L193 190H196V191L195 192L194 191H191L190 188H192V186L189 187ZM205 185H206V187H205ZM140 186H142L143 189H140V188H142ZM163 186H164V188H163ZM165 186H167V188ZM180 186H181V188L184 189V190L181 189V193H180ZM61 187L59 186L58 188H61ZM77 187H79V188H77ZM172 187L174 189H176V188L179 187L178 189H176V191L179 190L178 192L180 193L181 198H180V195H178V192H176ZM83 188H85V189L87 188L88 190H90L92 188L91 191H93V194L94 195L96 194V191L98 189H99L98 191L101 192L98 196L95 195L94 199H91V202L92 203H90V206L89 205L87 206L86 202L89 203L88 200H87V196L89 197L88 199L90 200V198H91L90 194H92V192L90 191V193L89 192L87 193L88 190H82ZM109 188H110V186H109ZM122 188L125 189L127 187L123 186ZM171 188L173 189V191H175V192H173L174 193L173 194L174 197L171 198L173 200H171L169 198V197H171V194H172V191H170V190H172ZM231 188H233V190ZM111 189L114 190L113 188H111ZM188 189H190V191H188ZM17 190H18V195L19 196L18 195L17 196L13 195L12 193L13 192H16ZM227 190L234 191L235 193L233 195L234 197H232V200H230L231 199V196L233 194V192L230 191L231 192V194H230L231 196H230V198H227V199L229 200V202H232V203H229L228 200H225L226 201V204L228 202V205H225V202H223V204L221 203V201H223V199L221 198L222 196L219 197V194L218 193L219 192L220 193L221 192L223 193L224 191L225 192H228ZM20 191H22V192L23 191H26V193H23V194L20 193L19 194ZM82 191H86V193L85 192L83 193ZM108 191H110V190H108ZM161 191H162V193H161ZM182 191H184L185 194H184V192L182 193ZM186 192H187V194H186ZM208 192H210V194ZM82 193L85 194V196L87 194L88 195L85 197ZM121 193L119 195H121ZM130 193H132V192H130ZM166 193L168 195H166ZM169 193H170V195H169ZM176 193H177V195H175ZM211 193L212 194L215 193V194H213L214 196H212ZM8 194H11V195H8ZM16 194H17V192H16ZM80 194H82V195H80ZM108 195L109 194H107V196ZM119 195H117V197H114L115 199L114 198L112 199V197H107L108 199L109 198H111V199H109L107 201H103L102 203L103 204L105 203L104 205H106V204L109 203V201H111V202L112 201L113 202L114 201H117L116 198H118ZM153 195L156 196V199H153V198H155ZM201 195H202V197H201ZM207 195H208V197H207ZM226 195H228V194L226 193ZM9 196H12V197L10 198ZM130 196L133 197V195H130ZM209 196H211V198L212 197L213 198L211 199ZM0 197H2V196H0ZM121 197H119V199H122ZM151 197H152V199H151ZM189 197H191V198H189ZM214 197H215V200H213ZM218 197H219V200H220L219 202L220 203L219 202H216L218 200ZM261 197H263V199H260ZM102 198L99 199V201L100 200L102 201L103 200ZM195 198L198 199V200L195 201ZM200 198H202L203 200L200 199ZM223 198H226V196L223 197ZM7 199H8V201H7ZM119 199H118V201H119ZM187 199H188V202H187ZM85 200H87V201L85 202ZM149 200H151V201H149ZM182 200H184L183 202H187V203H189V202L192 201V204H194V205L191 207V205H189L190 203L188 205L187 204H184L182 202ZM171 201H173V203ZM98 202H96V203L99 204ZM198 202H199V204H198ZM214 202L215 203H219V205L217 206L215 204L217 206L216 207L214 205ZM164 203H165V205H164ZM181 203H183L184 205H182ZM85 204H86L87 207L84 208V205ZM115 204H114V206L116 207ZM170 204H172V205H170ZM220 204L225 205V206H223L224 209L221 208L222 205H220ZM152 205L153 206L155 205L156 207L159 206L158 207L159 208L158 209V212L159 213L156 211L158 214H156V212H155V215L151 218L150 216L153 215L152 212L155 210V209L150 208V206H152ZM197 205H198V207H197ZM259 205L260 204H258V206ZM28 206L32 207L31 208V211L32 210H34V211L29 212L28 210H30V209H28ZM46 206H48L49 208H52V206H53L54 209L53 210L50 209L51 210L50 211ZM184 206H185V208H184ZM188 206H190V208ZM5 207L9 208L10 210L8 211L7 208H5ZM25 207H24L23 210H25ZM94 207H96V205ZM94 207L91 206V208L89 210L90 211L93 210ZM111 207H112V204H111ZM66 208H67V211H66ZM213 208H215V209H213ZM216 208H218L219 211ZM257 208L258 207L256 206L255 209H257ZM16 209H18V208H16ZM187 209H189V211H187ZM241 209H245V211H242ZM261 209H264V208H261ZM261 209H259V210L261 211ZM45 210L46 211L49 210V212L48 211L46 212ZM62 210L63 211H66V213L69 212L67 214L68 215L70 214L69 215L70 217L65 212H63ZM69 210H71V211H69ZM151 210H152V212H150L151 215H149V212L148 211H151ZM156 210H157V208H156ZM202 210H204V211H202ZM214 210H216V211H214ZM249 210L250 211L248 212V214L251 213V211L253 209H249ZM259 210H258V212H260ZM112 211L110 212V214L113 213ZM205 211H207V212H205ZM262 211H264V210H262ZM22 212L24 213V216H23ZM33 212H34V214L38 212V214H35L37 216H33ZM237 212L238 213L240 212V213L238 214ZM253 212L255 213L256 211L253 210ZM20 213L22 214L21 216H20ZM86 213L85 212L84 213L82 212V214H86ZM90 213H88L90 215V217H88V218H85L86 215H88V214L83 215V217H82V214H81V216H79V217H82L84 220H88L89 221L90 220L89 218H91V214H92V213L91 214ZM124 213L125 214L127 213V217L126 218L128 220L126 219V221H125V218L123 220H120L121 217L123 218V214ZM184 213H185V216H184ZM110 214H109V216H110ZM129 214H131L130 215L131 217L129 216ZM146 214H148L149 216L146 215ZM182 214H183L184 217L182 216ZM243 214H246V213H243ZM196 215H197V217H196ZM226 215H228L227 216L228 218L225 217ZM111 216H112V214H111ZM113 216L111 218H113ZM133 216L136 217V218H134V220H133ZM142 216H145V219H143L144 217L141 218ZM205 216H207V217H205ZM79 217L77 216L75 218V220L77 222L78 221L80 222V219H78ZM148 217H149V220H148ZM15 218H12V219H15ZM185 218H186L187 221L185 220ZM255 218H256V220H254ZM5 219L7 221H5ZM108 219H110V218H108ZM136 219H137L136 224H134L133 222ZM203 219H204V221H203ZM219 219L220 220L222 219L224 222L223 221H220ZM140 220L143 221V223H144L143 225H145L146 230L148 229L147 231L145 230L144 227H142L143 225H141L142 222H140ZM209 220H211V221L208 222ZM217 220H219L218 221L219 222L218 224L221 223L220 225L217 224V222H216ZM235 220H237V222L240 223V227H241L240 229L241 230H243L244 225H246L245 227L247 228V224L249 226V229L247 228L249 231H251L252 226H254V228H255V230H253V233L254 234L251 233L252 231L250 232L251 235H249V236L244 233L246 235V238L245 239H248V240H246L245 243H243V241H240L239 240L240 242L243 243V245H242V243H241V245L238 244L240 242L235 241V239H234V238H237V237H239L241 239L242 236L244 235L243 234L242 236L241 235L239 236L240 229L238 230L239 232H237V229H235V231H234V229H232L231 230L232 233L230 234L229 238L227 240L225 239V241L223 240V238H225L227 236V234L230 233V231H227L226 228L223 229L222 226L225 225L224 227H228V225L232 222L233 225H234L233 227H235V222H236ZM246 220H248V219H246ZM11 221H13V220H11ZM11 221H9L10 224H11ZM131 221H133V222H131ZM77 222L74 223V224H77ZM79 222H78V224H79ZM81 222H82V220H81ZM81 222H80L79 225H81ZM108 222H110V220ZM213 222H216L217 225H215V223H213ZM252 222L255 225H253ZM259 222L263 224V225L261 224L262 227H263L262 228V231H261V228H258V226L260 225ZM16 223H18L17 224V225H19L18 227H17ZM84 223L86 224L87 221H85ZM170 223H173V224L169 225ZM175 223H177V224H175ZM10 224L8 225V222H7V225L8 226H10ZM82 224H83V222H82ZM137 224L138 225H141V227L143 228L142 231L140 230L141 233L143 234L145 232L144 234H146V232H147L148 233V234H146L147 236H145L144 234L143 235L145 237L143 235H141V233L139 231V229H140L139 227L140 226L138 227ZM151 224L154 226V228H153V226ZM165 224H167V225H165ZM180 224H182V225L180 226ZM208 224H214L215 225L214 227H217V229L216 230H213L214 228H211L212 225H210L211 232L207 231L206 228L209 229V225ZM241 224H242V226H241ZM150 225H151V227L153 229L151 228L150 230H152V231L149 232ZM175 225H177L178 227L175 226ZM8 226L6 228V231L8 230ZM67 226H70V227L68 228ZM82 226H84V224ZM109 226L111 227V224ZM118 226H119V224H118ZM146 226H148V227H146ZM27 227L30 229L29 233L27 232L28 235H26L27 233L25 231L26 229H28ZM9 228L11 229V226ZM24 228H26V229H24ZM64 228L67 229V230H65ZM125 228H123V229L126 230ZM203 228H205V230L208 232L207 234H206V231L204 232L202 230ZM231 228H232V226H230V229ZM256 228H258L260 230H257ZM64 230L65 231L74 232V233H70V232L68 233V234H71L70 237L71 236L72 237L71 238L68 237L69 240H71V241H68V242L66 241L68 243L67 245H66V242H65V239L64 238H66V240H67V237L66 236H68V235L65 233ZM135 230H137V231H135ZM224 230H226L225 233H227V234H225L223 232ZM228 230H229V228H228ZM11 231L8 230L7 232L9 233ZM254 231H256V232H254ZM78 232H79V230H78ZM78 232H77V229H76V233H78ZM80 232H82V230ZM134 232H138V233H134ZM200 232L203 233V234H201ZM221 232H223V234ZM245 232L247 233V231H245ZM109 233H110V236L113 235V234H111L110 231H109ZM182 233H184V234H182ZM137 234H138V236L141 235V238H144V240L143 239L141 240L137 236ZM224 234L226 236H224ZM248 234H249V232H248ZM11 235H12V239L15 237L14 238L15 239L14 240L15 242L13 240H12L13 242L11 241L12 243L9 241L10 238H11ZM19 235H21V236H19ZM220 235H222V236H220ZM236 235H238V236H236ZM95 236L97 237V234H95ZM148 236H150V239L148 238ZM247 236H248V238H247ZM2 237H0V238H2ZM55 237H56V239L58 237V240L60 242V244H59V242H57V240H55V242L58 243V247L59 248L56 247L57 245L54 242ZM96 237L93 236V238H96ZM132 237H134V238L132 239ZM151 237L153 239H155L156 241L155 240H152ZM180 237H182V238L180 239ZM249 237H251V238L249 239ZM20 238H21L22 241L24 240L23 242H21V244H20V241H21ZM72 238L74 239V242H73V239ZM216 238H217V240H216ZM219 238H222L220 240L223 241V243L221 242L223 244V246L224 245H227V246H224V249L225 250L228 249V248H225V247H228V244H229L228 241H230V243H231L230 245H232V246L229 245V247H234L235 248L234 254L231 253L232 251H234L233 248H230L231 250L229 249L226 252L229 255L231 253V255H232L231 259L229 258L230 256L227 255V254H226V256H228L227 258H229V259H225L226 256L223 257L224 259L220 257V256H224L225 253L222 254V251L221 252L219 251V250H222L223 248L222 249L215 248L217 246L218 247H220V246L222 247V244L220 243V240L218 241ZM230 238H232L233 241ZM16 239H18V240H16ZM63 239H64V241H63ZM138 239H140V242H139ZM182 239H184V240H182ZM80 240H82V239H80ZM129 240H131V241H129ZM161 240H162V242H160ZM259 240H260V242H259ZM141 241H142V243H141ZM147 241L152 242V243H149L150 245H152V247L151 246L147 247V245H149V244H147ZM153 241L156 242V244H158L160 242V243H162V245L159 243L158 246L159 245H161V246L160 247H157V245ZM183 242H185V243H183ZM210 242H212L214 244L212 245V243H210ZM215 242L216 243L218 242L219 244L218 245H215ZM232 242H234V243H232ZM5 243L8 244V245L6 244V247L4 246ZM13 243L14 244L17 243V245H11ZM73 243H74V245H73ZM153 244H155L156 246L153 245ZM173 244H177V246L178 247L180 246L181 248L180 247L178 248L175 245L173 246ZM101 245H103V244H101ZM237 245H238L239 248L236 247ZM154 246L156 248H154ZM172 246H173V248H172ZM212 246H214L215 251H213L214 249H213ZM7 247L8 248L9 247L12 248V250L15 248L14 249L15 251L13 250V252H12V250L10 248L8 250ZM2 248H7V251H4L3 250L4 252H2ZM19 248L21 249V252H20ZM85 248L87 249L88 247H85ZM110 248H111V251H112L111 253H110ZM113 248H114V250H112ZM93 249H95V248H93ZM95 250H97V248ZM122 250H124L123 251L124 254L121 253ZM128 250H129V248H128ZM174 250H177L176 251L177 253H175ZM94 252L89 253V254L92 255ZM96 252L101 253L100 251H96ZM113 252H114V254H113ZM216 252L217 253L220 252V253L217 254ZM228 252H230V253H228ZM65 253H67V254L65 255ZM170 253H171V255H170ZM17 254H19V255H17ZM77 254H78V252H77ZM115 254H117V255H115ZM178 254H179V256H178ZM75 255H74V257H75ZM113 255L115 256V258H114ZM154 255H156V256H154ZM204 255H206V256H204ZM218 255H219V259L217 258ZM11 256L13 257L14 255L12 254ZM93 256H96L97 257L98 255H96V254L94 255L93 254ZM84 257L86 258L88 256H84ZM91 257L92 256H90L89 258H87L86 260H84V261L87 262L86 264H88L90 262V261H87V260L88 259L91 260ZM127 257H129L127 259L128 261L125 260ZM257 257H259V258H257ZM153 258H155V259H153ZM170 258H172L173 260L172 259L170 260ZM92 259H93V257H92ZM13 260L11 258V260L10 259H9V261L6 260V261H4V263L6 262L8 264V262H9V264H10V262H11V263L14 264L15 263V260L14 261ZM123 260H125V261H123ZM223 260H225V261H223ZM72 261H74V260L72 259ZM169 261L170 262L172 261V262L170 263ZM179 261H181V263ZM106 262H108V261H106ZM109 262H111V261H109ZM72 263L75 264V262H72ZM82 263L85 264V262H82ZM114 263L111 262L110 264H114ZM1 264H3V263L1 262Z\"/></svg>",
	"mask_w": 264,
	"mask_h": 264
},
{
	"label": "bare ground",
	"instance_id": "6f19581e",
	"mask_svg": "<svg viewBox=\"0 0 264 264\" xmlns=\"http://www.w3.org/2000/svg\"><path fill=\"white\" fill-rule=\"evenodd\" d=\"M72 1H75V2H72ZM98 1H100V0H98ZM196 1L199 2V0H196ZM196 1H195V2H196ZM235 1H236V0H208L207 2L210 4V8H211V10H214V9L216 8V6H218V7L221 6L220 9L226 7L225 9L230 8V9L232 10L233 7H234V5H235V3L237 4V2H235ZM237 1H240V0H237ZM246 1H247V2H246L247 4L245 3L246 6H245L244 8L240 7V6H243L244 3H243L242 5H240L241 3L239 2L238 5H240L239 7L242 8V9H240V8L238 9V6L235 5V7L237 6V10L234 8V10H236L235 14H238V15H234V14H232V15H234V19L236 18V16H237V17H238V16H239V17L241 16V17L239 18V20H241V18H242V21L244 22V24H245L247 27L243 25V22H242V21H239V22H241V24H242L244 27L248 28V29L245 28V30H244V28H243V31H245L244 33H247L246 35H247L248 38H249V36H250V31L252 32V31L254 30V27H255V30L253 31V33L255 32L254 34H257V33L259 34V32H260V34H261L262 29H260L259 27H257V30H256V26H259L258 24H260V26L262 27V25H261L262 23H261V22L264 21V0H246ZM71 2H72V3H75V4L72 5ZM213 2H214V3H213ZM85 3H86V4H91V0H85ZM199 3H200V2H199ZM201 3H202V2H201ZM201 3H200V5H201ZM204 3H205V4H204ZM204 3H203V4H204V6H205V5H206V1H204ZM208 3H207V5H206L207 7L209 6ZM197 4H198V3H197ZM197 4H196V5H197ZM212 4H213V6H214V5H216V6L213 7V6H211ZM27 5H30V6H31V9L26 10ZM200 5H198V7H201V8H202V6H200ZM223 5H224L225 7H223ZM0 6H1L3 9H9V10H11V11L14 12V13L11 12L9 15L6 16V18H7L8 20H11L12 23H15L14 18H15V16H17V20H18V22H19L21 25L23 24V22H26V21H29V20H33V19H36V18H37V20H45V22L49 24V29H48V31H47L45 34H43V35H39L38 32L35 31V29H33L32 31H29V30H27V29H23V28L21 29V34H22V36L30 35V36L35 37V38L38 39V45L40 46V48H41V50H42V54H43L44 57H47V56L49 55V53L51 52V50L54 49L55 47H58L59 49H64V48L66 47L67 39H66L65 31H64V24H65L66 22H68V18H70V20H72V21H73V19H76L77 22H78V19H77V18H73V17H72L69 8L72 9V8H76V7L82 6V2H81L80 0H0ZM128 6H129V5H128ZM133 6H134V5H133ZM192 6H193V5H192ZM204 6H203V8H205ZM131 7H132V6H131ZM212 7H213V9H212ZM218 7H217V9H219ZM63 8H67V9L64 10ZM208 9H209V7H208ZM230 9H228V10L231 11ZM198 10H199V8H198ZM200 10L202 11V9H200ZM203 10H205V9H203ZM215 10H216V9H215ZM215 10H214V11H215ZM228 10H227V11H228ZM234 10H232V13H233ZM238 10H239V11H238ZM205 11H206V10H205ZM209 11H210V9H209ZM209 11H208V12H209ZM214 11H212V12H214ZM217 11H218V10H217ZM237 11H238V12H237ZM199 12H200V11H199ZM219 12H220V11H219ZM219 12H217V14H220ZM205 13H206V12H205ZM221 13H222V12H221ZM224 13H225V12H224ZM82 14H83V13H82ZM217 14H216V12L214 13L215 16H216ZM204 15H205V14H204ZM206 15H207V14H206ZM228 15L231 16V14H228ZM211 16H212V15H211ZM217 16H218V15H217ZM230 16H229V17H230ZM208 17H210V15H209ZM231 17L233 18V16H231ZM231 17H230V20H231L230 22H232V23L236 22V19H237V18H236V19L234 20V22H233ZM216 18H217V17H216ZM216 18H215V20H216ZM218 18H219V17H218ZM221 18H222V17H221ZM213 19H214V18H213ZM173 20H174V19H173ZM210 20H212V19H210ZM227 20H228V19H227ZM90 21H91V20L89 19L87 22H90ZM165 21H167V19H166ZM171 21H172V20H171ZM56 22H57L58 24H59V23L61 24V26H60L58 32H56L53 28L50 27L51 25H53V24L56 23ZM87 22H86V23H87ZM167 22H168V21H167ZM174 22H175V21H174ZM174 22L172 21L171 23H174ZM179 22H181V21H177V22L174 23V24H177V23H178V25H179V24H180ZM239 22L237 21L236 24L240 25ZM165 23H166V22H165ZM222 23H223V21H222ZM252 23H253V24H252ZM181 24L183 25V23H181ZM216 24H217V23H216ZM236 24H234V25H236ZM255 24H257V25L254 26ZM172 25H173V24H172ZM182 25H181V27H182ZM185 25H186V24H185ZM185 25H184V26H185ZM218 25H219V24H218ZM226 25H227V24H226ZM231 25H232V24H231ZM238 25H237L236 28H238ZM250 25H252L251 28H250ZM165 26H166V25H165ZM227 26H230V25H229V22H228V25H227ZM240 26H241V25H240ZM253 26H254V27H253ZM263 26H264V22H263ZM172 27H175V25L172 26ZM181 27L179 26L178 28H177V27H176V28L179 30ZM230 27H231V26H230ZM231 28H233V27H231ZM234 28H235V27H234ZM234 28L231 29V31L234 30L233 33L235 32V29H234ZM240 28H241V27H240ZM240 28H239V29H240ZM263 28H264V27H263ZM174 29H175V28H174ZM177 29H175V30L177 31ZM182 29H183V30H182ZM182 29H180L181 32H179L178 34H180V36H181V34H182V36H184V35L187 34V35H188V38H190L189 35H190L191 31H194V30H193L194 28H191V29H190L189 25H187V28H186V27H185V28L183 27ZM241 29H242V28H241ZM241 29H240L239 32H238V30H237V32L240 33V34L243 33V31H242ZM251 29H252V30H251ZM258 29L261 30V31H259ZM166 30H167V28H166ZM175 30H174V31H175ZM205 30H206V29H205ZM170 31H172V33H171ZM231 31H230V32H231ZM241 31H242V32H241ZM155 32H156V33H155ZM155 32H154V33L156 34V35L154 34L155 36L153 35V32H151V33H149V34L144 35L142 38L145 37L144 40L149 41V38H148V37H151V35H152V38L169 40V42H170V43L168 42L169 44H172V43H171L172 39H173V40L175 39L176 42L181 43V42L179 41V39L181 38V41H182L183 38H184V37L182 38V36L179 37V35H176L178 31L175 32L174 35H172L173 37L170 35V37H171V38H170V37H169V33L173 34V29H172V30H169V31L167 30L168 33H167L166 31H164V30H158V31H155ZM202 32H203V31H202ZM202 32H201V33H202ZM227 32H229V31H227ZM256 32H257V33H256ZM3 33H4V31H0V36H2ZM185 33H186V34H185ZM197 33H198V34H201L199 31H198ZM204 33H205V31H204ZM218 33H219V32H218ZM248 33H249V35H248ZM253 33H251V36H252ZM194 34H196V32H194ZM212 34H214V33H212ZM219 34H220V33H219ZM260 34L257 35L256 38H254V41H252L251 38H249L250 40H249L248 38H246V35H245V34H244L245 37L242 35V36H243V38H242V36H241L242 39H246V40H245L246 42H245L244 40H243V41H244L245 43H247V46L250 45L249 47L251 48V49H250V48H247V49H246V46L244 45V47H245V50H244V51H247V50L249 49L248 51L251 50V53H252L255 49H256V50H257V49H258V50L261 49V51H258V50H257V51H258L257 54L260 53L259 55H261V52H262V51H263V52H262V55L264 54V33H263L262 35H260ZM187 35H186V36H187ZM202 35H203V33H202ZM202 35H200V36H202ZM206 35H207V34H206ZM232 35H233V34H232ZM177 36H178L179 39H178V38H175V37H177ZM192 36H193L192 38L195 37V39L198 40V36H197V34H196V36H194V35L192 34ZM233 36H234V35H233ZM235 36H236V35H235ZM202 37H203V36H202ZM204 37H205V36H204ZM146 38H147V39H146ZM188 38L186 37V38H184V40H185V41H190V39H192V38H190L189 40H187ZM199 38H200V37H199ZM209 38H210V37H209ZM80 39L83 40V44H86V37H84V38H81V37H80ZM140 39H141V38H140ZM150 40H151V39H150ZM192 40H193V39H192ZM57 41H60L62 45H61V46L58 45ZM142 41H143V40L141 39V40L137 41L136 44H140ZM185 41H184V42H185ZM193 41H194V40H193ZM193 41H190V42L193 43ZM26 42H28V41H26ZM150 42H151V41H150ZM162 42H163V41H162ZM166 42H167V41H166ZM173 42H174V41H173ZM184 42H183V43H184ZM194 42H195V41H194ZM196 42H197V41H196ZM240 42H241V41H240ZM188 43H189V42H188ZM188 43H187V44H188ZM202 43H203V40H202ZM205 43H206V42H205ZM205 43H204V45H205ZM207 43H208V42H207ZM242 43H243V42H242ZM242 43H241V46L243 47ZM248 43H249V44H248ZM145 44H146V48H148L147 43H145ZM148 44H149V42H148ZM152 44H153V43H152ZM152 44H149V45H152ZM177 44H178V43H176L175 45H177ZM187 44H185V45H187ZM193 44H194V46H196V47L193 46V48H194V49L197 48V45H196L195 43H193ZM211 44H212V43H209V44H207V46H209V45H211ZM143 45H144V42H143ZM159 45H160V44H159ZM164 45H166L165 42H164ZM179 45H180V44H178L177 46H179ZM185 45H184V44H181V46H183V47H181V46H180V47L184 49ZM201 45H202V44H201ZM20 46H21L22 49H26V51H22V53H21L22 60L19 61V62L16 64L19 68H18L17 66H14V67H10V68H8V69H6V70L4 71V75H5V76H8V75L14 74V77H15L14 80H16L17 77H22V76H24V75L27 73V70L25 69L24 66L27 64V59L33 58V54H32V52H27V51L30 49V45H28V47H27V45H25L24 43H21ZM127 46H128V47H127ZM161 46H162V43H161ZM168 46H170V45H167V47H165V46H164V47H165L166 49H167V48H171V46H170V47H168ZM172 46H173V45H172ZM189 46H190V44H189ZM189 46L187 45V46H186L187 48L185 47V52H184V53H186L187 50L189 51V49H188ZM14 47H18V46H14ZM133 47H134V50H133ZM175 47H176V46H175ZM244 47H243V49H244ZM18 48H19V47H18ZM106 48H107L106 45H104V44H98V48H97V49H98V50H104V51H105ZM126 48H128V49H126V50H131V49H132L133 51H132L131 53H134V51H135V52H138V55L136 54V56H135V54H134L135 58H137V56L140 57L141 55H142L143 57L145 56L144 58H146V55L151 56V55L153 54V52H152V54H151V51L148 50V51L146 52V54L144 55V54H142V53L139 51V50H142V48H141V49H140V48H139V49H135V48H136V45H135V44H132V45H131V43L128 44V45H126ZM146 48H145L144 50H146ZM160 48H161V47H160ZM160 48H159V50H161V49L163 50V46H162L161 49H160ZM165 48H164V49H165ZM181 48H180V49H181ZM191 48H192V47H191ZM191 48H190V50H191ZM193 48H192V49H193ZM203 48H204V46H203ZM203 48H202V49H203ZM205 48H206V46H205ZM254 48H255V49H254ZM259 48H260V49H259ZM149 49H150V48H149ZM171 49H172V48H171ZM173 49H174V48H173ZM183 49L181 50L182 52H183ZM200 49H201V47H200ZM202 49H201V51H202ZM206 49H208V48H206ZM212 49H213V48L210 47L209 50H212ZM144 50H143V52H144ZM204 50H205V49H204ZM216 50H217V49H214V52H215ZM256 50H255V51H256ZM169 51H170V50H169ZM188 51H187V52H188ZM193 51L196 52V49L193 50ZM198 51H200V50L198 49ZM108 52H109L111 55H112V54L114 55V53L110 50V48H108ZM121 52H122V51H121ZM121 52H120V53H121ZM160 52H161V51H160ZM164 52H165V56H166V55H167V54H166L167 51L165 50ZM173 52H174V50H173ZM177 52H178V49H177ZM177 52H175V53H177ZM182 52H181V53H182ZM195 52H194V53H195ZM202 52H203V51H202ZM205 52H206V51H205ZM205 52H203V53H205ZM208 52H209V51H208ZM94 53H96V52H95L94 50H92V49H90V50L88 51L87 56H86V54L84 53L83 56H82V59H81V61H80V63H79V67H80V65H81V66H84V64L86 65V64H87V61H88V60L90 61V60L93 58ZM140 53H141V55H140ZM168 53H169V52H168ZM170 53H171V51H170ZM170 53H169V54H170ZM179 53H180V52H179ZM188 53L190 54V52H188ZM188 53H187V54H188ZM191 53H192V52H191ZM194 53L191 54L190 58H188V56H187V60L192 59L191 57L193 56ZM197 53H198V52H197ZM197 53L194 54V56H195V55L197 56ZM249 53H250V52H249ZM255 53H256V52H255ZM255 53H254V54H255ZM157 54H159V53H157ZM162 54H163V51H162ZM162 54H161V55H162ZM172 54H173V53H172ZM198 54H200V53H198ZM132 55H133V54H132ZM153 55H155V53H154ZM177 55H178V54H177ZM177 55H175V56H177ZM182 55H183V53H182ZM262 55H261V57H262ZM134 56H133V57H134ZM173 56H174V55H173ZM183 56L186 57V54H184ZM130 57H131V56H129V58H130ZM143 57H141V58H143ZM158 57L160 58V56H158ZM135 58H133V59H135ZM141 58H139V60H141ZM151 58H153V56H152ZM155 58H156V57H155ZM181 58H182V56H181ZM181 58H179V59L177 58V61L180 60V62H182L181 60H183V58H182V59H181ZM258 58H259V57H258ZM262 58H264V57H262ZM163 59H165V58H163ZM197 59H198V58H197ZM197 59H196V60H197ZM139 60H137V61H139ZM144 60H145V59H144ZM144 60L139 61V63H140V62H143ZM148 60H152V59H150V57H149ZM154 60H155V59H154ZM154 60H153L152 62H154ZM160 60H161V58L159 59V61H160ZM187 60L184 59V62L187 61ZM256 60L258 61V59H256ZM260 60L262 61L263 59L260 58ZM130 61H131V58H130ZM162 61H163V60H162ZM164 61H165V60H164ZM175 61H176V60H175ZM175 61H174V64H177V63H175ZM177 61H176V62H177ZM194 61H195V60H194ZM194 61H193V63H194ZM209 61H211V58H210ZM213 61H215V62H213V63H212V61L210 62V63H212V66L218 65V64L216 63V60H214V58H213ZM217 61H218V60H217ZM257 61H255V62H257ZM132 62H133V61H132ZM135 62H136V60H135ZM135 62H133V63L136 64ZM148 62H149V61H148ZM156 62H157V63H161V61L158 62V58H157V61H156ZM156 62H154V63H156ZM169 62H170V64L172 63L171 61H169ZM169 62H168V63H169ZM180 62H178V64H179ZM188 62H189V61H188ZM263 62H264V60H263ZM120 63H121V62H120ZM120 63H119V64H120ZM122 63H123V62H122ZM137 63H138V62H137ZM139 63H138V65H139ZM150 63H151V62H149V64H150ZM154 63H153V64H154ZM157 63H156V64H157ZM163 63L165 64V62H163ZM182 63H183V62H182ZM186 63H187V62H186ZM191 63H192V61H191L189 64L191 65ZM208 63H209V62H208ZM210 63H209V64H210ZM214 63H216V64H214ZM258 63H259V62H258ZM134 64H133V65H134ZM143 64H144V63H142V65H143ZM145 64H146V61H145ZM153 64H152V66H153ZM172 64H173V63H172ZM183 64H184V63H183ZM183 64H182V65H183ZM189 64H187V65H189ZM120 65H121V64H120ZM133 65H132V66H133ZM138 65H136V67H137ZM140 65H141V64H140ZM158 65H159V67H160V64H158ZM158 65H154V66H158ZM161 65H162V64H161ZM166 65H167V62H166ZM187 65L185 64V66L187 67L186 69L189 70L190 68H188ZM192 65H193V64H192ZM255 65H256V64H255ZM257 65L259 66L260 64H257ZM91 66H92V64H91ZM109 66H110V65H109ZM128 66H129V64H128ZM144 66H145V65H144ZM149 66H151V65H149ZM149 66H148V68H149ZM154 66H153V67H154ZM167 66H168V65H167ZM167 66H166V67H167ZM174 66H176V65H174ZM179 66H180V67H176L177 70H179V68H181V63H180ZM206 66H209V65L207 64ZM212 66L209 67L210 70L208 71L209 73H208V72L206 73L207 75L210 74V71L212 70V69H211ZM112 67H113V66L111 65L110 68H112ZM116 67H117V66H116ZM119 67H120V66H119ZM129 67H130V66H129ZM136 67H135V65H134L132 68H129V69H134V68H136ZM140 67H141V66H140ZM140 67L138 66V68H140ZM146 67H147V66H146ZM146 67H142V68H145V70H144L145 72H146ZM159 67H158V68H159ZM161 67H163V68H162V69L159 68L160 71H158L157 68H154V71L156 72V70H157L158 72H161V75L166 74L167 71L165 72V70H167V69H165V66H161ZM182 67L185 69L184 66H182ZM84 68H85V67H84ZM114 68H115V67H114ZM114 68H113V69H114ZM138 68H137V69H138ZM142 68H141V69H142ZM171 68H172V66L169 65V69H171ZM173 68H174V67H173ZM183 68H182V69H183ZM214 68H215V67H214ZM259 68H260V67H259ZM261 68L263 69L262 66H261ZM85 69H86V68H85ZM105 69H106V68H105ZM115 69H116V68H115ZM121 69H123V67H121ZM124 69H125V67H124ZM126 69H127V72H126ZM126 69L124 70V72H126L127 74L129 73V74H128L129 76L132 75V76H131V77H132L131 80L133 81V78L135 77V76L133 77V75L136 74V71L134 72V70H133V74H130L131 72H128L129 69H128V68H126ZM149 69H150V68H149ZM149 69H147V70H149ZM155 69H156V70H155ZM186 69H185V70H186ZM199 69H200V68H198V70H199ZM206 69H207V68H206ZM111 70H112V69H111ZM117 70H118V72H121V73H122V71H123V70L120 71L119 68L116 69V71H117ZM172 70H173V69H172ZM180 70H181V69H180ZM198 70H195V72L197 71L196 74H194V72H193V73L191 72L192 74H194V76H192V79L190 78L191 76H190V77L188 76V78H190V80H188V81L193 80V82L191 81V82L189 83L188 81H185L186 84H187V82H188L187 87L185 86L186 88L184 87V85H185L184 82H182V79H183L182 77H183L184 75H186V74L188 75L190 72L186 71V72H188V73H186L184 70H181V72L183 71V74H184V72H185V74L182 75V73H181V76H182V77L180 76V78H181L180 80H181V81H179V82H177L178 80L176 81L178 84H175V81H174V83H173V80H172V83L175 84L176 87H172V89H170L171 91L173 90V88H177V87L179 86L180 83H181V85H182V83H183L182 87L179 86V87L177 88V89H178V92H180L179 94H176V93H175V96H174V95L171 96V95H169V94H165V96L162 95V97H161L162 100H161V98H160V100H161V101H160V104H155V105L157 106V107L155 106L156 108H154V106H152V105L150 106L149 103H148L149 105H147V103H146L145 106H148V107L150 106V107H153V108L155 109V110L153 111V113L151 112V115H150V112L148 113V111H149V110L152 111L153 108H150V107H149V109H148V107L145 108L144 104L141 105V107L143 106L144 109H147V111L144 110V109H142V110H144L143 112H145L146 114L141 115V116H145V117H144V118H145V122L149 121V124H148V122H147V123L144 122V118H143V120H141L142 118H141V119H138L139 121L141 120V121H140L141 123H140L138 120H137V121H138L139 123H138V122H137V123H138V124H141L142 127H141L140 125L137 126V124H136V125L134 124L135 126H133V127L138 128V129H135V128H134V131H133V133H134L133 137H134V138L127 137V139L129 138L128 141H129L130 143H129V142H126V141L124 142L125 144H126V143H128V144H126V147H124L125 144L122 145V147H121V154H119V151H120L119 149H120V147H118L119 149L116 150V154H117L118 156H117L116 154H115L116 156L112 154L113 157H114L115 159L113 158V159H114V160H113L114 162L111 160V162L114 163L111 167L114 168V166L116 165V166H115V169H116V170H115V169H111V168L109 167L112 163H111L110 165L108 164V166H106V164L103 165V167L105 168V172H107L106 170L109 171V172H107V174H105V175H106V178L104 179V182H105V180H106L107 177H108L107 181H109V178H110V183L113 184V181H114L115 184H116L118 187H117V186H114V185H112V184H110V183L105 182L106 184H105V183H104V184L106 185V187H107V186H108V187H107V189L105 188V190H103L104 188L101 187V185H100L101 183L97 181V183H100V184H97L98 188L101 187L100 190L105 191V192H103V194H102V195L104 196V199H105V200H104L101 196L98 198V200H97V198H95V200L92 201V202H94V204H93V205L91 204V206L94 207V206L96 205V207H94L93 210H91L92 212L89 210V209L91 208L90 203H92V202H91V199H94L95 195L98 196L101 192H99V191H98L99 189H98V190L96 191V194L94 195V194H93V191H91L92 188H93L92 185H93V183H95L96 181H92V183H91L92 185H90L89 183L87 184L86 181H85V183H84V181H83V183L85 184L86 187L89 186V185H90L89 187H92L90 190L87 189L88 187H87L86 189H85V188L82 189V190H88L87 193H88V192L90 193V191L92 192V194H90V196H91L90 200L88 199V198H89V197L87 196L88 194L86 195V196H87V200H88L89 203H87V202H86L87 200H85L87 206L89 205L90 207H89V209H88V208H85V207H87L86 204H85V205H84L85 211L82 209L81 212H78V213H81V214H82V212H83V213H84V212H85V213L87 212L86 214H88V213L91 212L92 214H91V213H90V214H91V218H92V219L89 218V219H90L89 221H88V220H84L82 217H83V215H86V214H82V217H79V216H81V214L78 215V214H77V210H76V212H75V211L70 212L71 214H73V212L75 213L74 215H70V214H69V215L72 216V217L74 216V217H73L74 220H72V221H74V223L77 222V221L75 220V218L78 216V217H79L78 219H80V222H81V220H82V222H83V224H84V226H82L83 224H82V222H81V225H79V224H80L79 221H78L79 224H78V222H77V224H74V223H73L74 227H75V225H77L76 227L79 226V227H78L79 229H78V228H75V231H74V232H75V237L73 236V238L76 239V236L80 235V236H78V237H79L80 239H82V240L79 239V241H78V243H77V244H78V247H79V245L82 246V248H83V247H84V248H85V247H88V248H89V247H90V248L92 247V248H91L92 252H94V251H95V252H96V251H100V252L102 251V252H103V250H104V252H105V251L107 252V251H109V250H107L109 247H108V248H103V247L106 246V245H104V242L107 244V246H110V245H111V247H112V245H114L115 248L118 247L119 245H122V244L125 243L124 240L122 241V239H125V236H123V234H125L124 231L126 232L127 230H129L128 228L132 229L131 226H129V227L127 226L128 224H130V223H127V222L129 221V220L126 218V217H127V213H128V211H129V213H130V211L133 212V210H135V209H138V210L140 209V207H136V205H134V204H133V205H134L136 208L133 206L135 209H134V208H133V210L131 209V208H132L131 204H132V203H135V202L137 201V200H135L134 198H137V197H138V195L133 194V192L135 193V191L132 190V189L135 188V190H136V185L139 183V182L137 181V179H139L140 176H141V179H139V180H140V181L142 180V183H145V181H143V179L147 177L146 174H149V175L151 174V176H152V173L154 172L153 169H152L153 172H152V171H148V170H151V168H149V167H151V165L154 166L153 164H156V163L158 162L157 159L159 158V156H158V154H157V149H158V151H159V150H160L159 147H160L161 145H159V147H157V146H158V144H162L163 142H165V141H163V140H165V139H167V138L169 139V137H166V138L164 137L165 139H161V138H163V137H161L162 135H160L161 138H157V137H159V135H158L157 133H159V134H163L164 136H166V135L168 136V135H169L170 137H172V136H176V135L179 136L180 134L184 136V135L186 134V132L183 134L184 131L181 130L182 127L180 126L181 123H182L183 126H186L188 123H190V122L193 120V119H189V120H191V121H189L188 119H185L186 117H184V116L186 115V116H189V117L191 116L190 118H194V120L199 121V122H198L199 124H197V126H195L196 124H193L192 122H191V124H190V126L193 124L192 127H193V126L197 127V128H193V129H198V130H197V133H196V134H197L196 136H195V134H194V133H195V130H193L194 133L190 131L191 134L193 133V136H194V137H192V139L194 138L193 140H195V139H197V138H198V139H199V138H202V136H203V134H204V133H203L204 129H207L208 132H209V129H211V130H210V132L212 131V132H211V133H212L211 135H212L215 139L217 138V135H214V134H215L216 131H219V130H221V129L219 128V130H218L217 127H216V125H217V126L219 125V124H218V120H214V121H217V124H216V125L213 123L214 121H212V119L215 118V115H216L215 113L218 112L216 109L214 110V111H216V112L213 111L214 114H215V115H214V118H212V119L210 120V121H212L213 124L210 123V121H209V123L212 124V125H210V127H208V128H204V129L201 128V126H202V122H203L202 120L207 121V119H202V118L204 117V114L207 113V112H208L207 114H209V112H211V111H208V110H209V106H207L208 109H206L205 106L208 104V103H206V100H209V98H211V97L214 96L212 90L214 91V89L216 88V84H217L216 82H217L218 79H217L216 82H215V81H214V78H215L214 76L217 75V74H214V73H213L214 75H213V74L208 75L207 80H209V81L211 80L212 83L210 82L211 84H209V81H208L207 83H208L211 87L213 86V87H212L213 89L211 88V90H209L208 88L206 89L205 87H203L202 84L200 83L201 81L199 82V80H198L199 77H200V78H199L200 80H201V78H203L202 83H203V81H204V83H205V80H206V77H205L206 74H205V72H206V70H204V69L202 68V70H203V72H204L203 74H205L204 77H203V76H199V75H202V73H201L202 70L200 69L199 72H198ZM207 70H208V69H207ZM84 71H85V70H84ZM106 71H109V73H110V69H109V67H107V70H106ZM114 71H115V70H114ZM137 71H139V70H137ZM150 71H153V70H150ZM170 71H171V70H170ZM20 72H22V73H24V74L22 75V73H20ZM124 72H123V73H124ZM141 72H142V71H141ZM212 72H213V71H212ZM137 73H138V72H137ZM139 73H140V72H139ZM147 73H148V71H147ZM147 73H146V74H147ZM152 73H153V72H151L150 75H149V74H147V75H149V77H151ZM156 73H157V72H156ZM156 73H154V75H155ZM167 73H168V75H169V72H167ZM174 73H176V72H174V70H173V73L171 74V76H172V75H175ZM178 73H180V71H178ZM199 73H200V74H199ZM216 73H217V72H216ZM81 74H82V73H81ZM83 74L86 76L85 73H83ZM112 74H113V73H112ZM142 74H143V73H142ZM176 74H177V73H176ZM84 75H82V76H84ZM113 75H114V74H113ZM113 75H111V77H112ZM140 75H141V74H140ZM158 75H159V74H157L156 77H158ZM161 75H160L159 77H161ZM187 75H186V76H187ZM190 75H191V74H190ZM196 75H197V77H196ZM85 76H84V77H85ZM118 76H119V75H118ZM136 76H137V74H136ZM138 76H139V75H138ZM169 76H170V75H169ZM171 76H170V78L172 79ZM186 76H185V77H186ZM198 76H199V77H198ZM107 77H108V75H107ZM115 77H116V76H115ZM152 77H155V76H152ZM166 77H167V76H166ZM213 77H214V78H213ZM217 77H222V76L217 75ZM104 78H106V77H103V79H104ZM108 78L111 79V78H110V74H109V77H108ZM119 78H120V77H119ZM125 78H127V76H126ZM125 78H124V79H125ZM135 78H138V77H135ZM135 78H134V80H135ZM168 78H169V77H167V80H168ZM170 78H169V79H170ZM175 78H176V76H175ZM188 78H187V79H188ZM194 78H195V79H194ZM204 78H205V80H204ZM227 78H228V77H227ZM82 79H83V78H82ZM82 79H80V80L77 79V80H76V83L74 84V86L77 87V88H78V87L80 88V86H82V87L84 88L85 84L87 85V83H85V82L83 81L85 78H84L83 80H82ZM112 79H113V78H112ZM127 79H128V78H127ZM153 79H154V78H153ZM159 79H161V78H159ZM163 79H164V80L166 79V78H165V75L163 76ZM171 79L168 80V81L166 80L167 83H169V82L171 81ZM196 79H197V81L199 82V84H201L200 86L203 87V88L199 87V84H197V83H196L197 81H195ZM215 79H216V78H215ZM224 79H225V78H224ZM224 79L222 78V82H223ZM81 80H82V83H81ZM99 80H100V78H99ZM107 80H108V79H107ZM115 80H118V79L115 78ZM119 80H120V79H119ZM128 80H129V79H128ZM128 80H127V83H130V81H128ZM136 80H137V79H136ZM140 80H141V79H140ZM183 80H186V78L183 79ZM207 80H206V81H207ZM220 80H221V78H220ZM94 81H95V80H94ZM111 81H112V80H111ZM125 81H126V80H125ZM137 81H139V80H137ZM137 81H136V82H137ZM151 81H152V79H151ZM160 81H161V83H160L159 81H157V83H160L159 85H158L155 81H154V83H152V85H151L150 83H149L148 85H147V84L145 85V83H140V81L137 82V83H138V86L140 85V86H139L140 88L142 87V89H146V90H145V94H146V95H147V93H150V94H151V93L153 92V93H152V97H154L153 94H154V90L156 89V87H157V86L160 87V85H161L162 83H164L162 79H161ZM98 82H99V81H98ZM98 82H96V84H97ZM104 82H107V81H106V80H105V81L102 80V82H101V80H100L99 83H102L103 86H104ZM108 82H109V81H108ZM108 82H107V83H108ZM116 82H117V81H115L114 84H115ZM118 82H119V81H118ZM152 82H153V81H152ZM220 82H221V81H218V83H220ZM225 82H226V81H225ZM99 83H98V84H99ZM107 83H105V85H106ZM111 83H112V82H111ZM119 83H120V82H119ZM119 83H118V84H119ZM123 83H124V82H123ZM123 83L121 82V83H120V86H121V84H123ZM131 83H132V84H131ZM131 83H130V84L133 85V83H135V81H134V82H131ZM165 83H166V82H165ZM165 83H164V84H165ZM172 83H171V84H172ZM191 83H192V84L194 83V85L197 84L198 87H197V85L192 87V84H191ZM204 83H203V84H204ZM223 83H224V82H223ZM93 84H94V83H93ZM98 84H97V85H98ZM102 84H101V85H102ZM112 84H113V83H112ZM114 84H113V86H114ZM164 84H162V85H164ZM190 84H191V85H190ZM230 84H231V83H229L228 80H227V83H226V86H225V93H226V90L228 89L229 94L232 96V95H233V88H232V86H231ZM17 85H18L19 87H21V88H27V84H26V82H17ZM83 85H84V86H83ZM115 85H116V84H115ZM125 85H127V84L124 83V86H125ZM128 85H129V84H128ZM135 85H136V84H134V86H135ZM205 85H207V84H205ZM205 85H204V86H205ZM219 85H220V84H219ZM222 85H223V84H222ZM224 85H225V83H224ZM93 86H94V85H93ZM109 86H110V85L108 84V87H109ZM111 86H112V85H111ZM124 86L122 85V87H124ZM134 86H132V87L135 88L136 86H135V87H134ZM165 86L168 87V89H169L170 84H169V86H168V85H164V88L166 89ZM172 86H173V85H172ZM188 86H189V87L191 86L189 90L187 89ZM210 86H209V87H210ZM82 87H81V89H82ZM106 87H107V85H106ZM118 87H119V86H117V89H118ZM122 87H121V88H122ZM128 87H129V86H128ZM180 87H181V89H180ZM183 87H184L185 89H184ZM221 87H224V86H220V88H221ZM92 88H93V87H92ZM112 88H113V87H112ZM121 88L119 89L120 91L125 90L126 86H125L122 90H121ZM133 88H132V89H133ZM137 88H138V87H137ZM160 88H161V87H160ZM160 88H157L156 91H157L158 89H160ZM162 88H163V87H162ZM197 88H198V89H197ZM199 88H201V89H199ZM84 89H86V88H84ZM100 89H101V88H100ZM100 89H99V91H100ZM106 89L109 90V89H111V88H106ZM88 90H89V92L91 91L90 87H89ZM108 90H106V91H108ZM128 90H129V89L127 88V91H128ZM133 90H134V89H133ZM136 90H137V89H136ZM136 90H135V91H136ZM185 90H186L187 93L190 91V94H189L188 96H187V94H186V96H187V97L185 96L186 99H184V97H182L181 99H179V98H180L179 96H181L180 94H182L181 92L184 91L183 93H185ZM187 90H188V91H187ZM216 90H217V88H216ZM79 91H80V90H79ZM79 91H78V92H79ZM101 91L103 92V88L101 89ZM106 91H104V92H106ZM166 91H167V89H166V90H162V89H161V91L159 90V93H160V95H161V92H163V94H164ZM171 91H169V92L172 93ZM175 91L177 92L176 89H175ZM217 91L219 92V90H217ZM24 92H25V91H24ZM24 92H21V91H20V92H19V95H20V96H19L17 93H14V91L4 92V94H7V95L5 96V99H7V102H12V103L15 102V103H16L15 106L20 105V104L22 103V101H23ZM102 92H99V93L102 94ZM110 92H111V91H110ZM110 92L108 91V94H109ZM112 92H113V91H112ZM114 92L117 93V91H114ZM114 92H113V93H114ZM131 92H132V91H131ZM178 92H177V93H178ZM206 92L209 94V98H208V97H205ZM80 93H81V91H80ZM95 93H96V92H95ZM116 93H114V95H115ZM119 93H123V95H124L126 92H125V91H124V92L122 91V92H119ZM133 93H134V91H133ZM156 93H158V92H156ZM211 93H212V96L210 95ZM214 93H215V91H214ZM90 94H91V92H90ZM93 94H94V92H93ZM101 94H100V95H101ZM106 94H107V93H106ZM131 94H132V93H131ZM150 94H148V95L150 96ZM173 94H174V93H173ZM218 94H221V95H222L221 92L218 93ZM218 94L216 93V95H218ZM103 95H104V94H103ZM111 95H113V94H111ZM111 95H110V96H111ZM118 95H119V94H118ZM166 95H167V96H166ZM168 95L170 96V98H168V97H169ZM177 95H179V96L177 97ZM93 96H97V94H96V95H93ZM105 96H106V95H105ZM119 96H120V95H119ZM121 96H122V94H121ZM134 96H135V94H134ZM134 96H133L134 99L132 98V99H133L132 101H134L135 98H136V97H134ZM143 96H144V95H143ZM143 96H141V98L144 99ZM158 96H159V94H157V97H158ZM163 96H164V97H163ZM182 96H183V95H182ZM101 97H102V95H101ZM108 97H109V96H108ZM108 97H107V98H108ZM111 97H112V100H115V101H116V99H113L115 96H114V97L111 96ZM111 97H110V98H111ZM117 97H118V96H117ZM117 97H116V98H117ZM165 97H166L167 99H166ZM96 98H98V97H96ZM103 98H104V97H103ZM119 98H121V97H119ZM119 98L117 99V101L120 102L121 99L119 100ZM125 98H126V96L124 95V99L122 98L123 101L125 100ZM138 98H139V97H138ZM147 98H148V97H147ZM164 98H165V99H164ZM206 98H207V99H206ZM217 98H218V97H217ZM252 98H253V97H252ZM101 99H102V98H101ZM105 99H106V98H105ZM149 99H150V97L148 98L147 101H146V99H144L143 101H144V102H145V101H146V102H149ZM153 99H154V98H153ZM228 99H229V101L231 100L230 96H229ZM151 100H152V98H151ZM157 100H158V98L156 99V97H155V99L153 100V102H156ZM166 100H167V101H166ZM204 100H205V103H206L205 106H203V104H202V103H204ZM214 100H215V98H214ZM214 100L212 99V101H214ZM218 100H219V99H218ZM104 101H105V100H104ZM115 101H114V102H115ZM117 101H116L115 103H119V102H117ZM135 101H136V100H135ZM135 101H134V102H135ZM138 101L140 102V100H138ZM138 101H137V102H138ZM143 101H141V102H143ZM162 101H163V102H162ZM212 101H211V102H212ZM97 102H98V100H97ZM99 102H100V99H99ZM137 102H136V103H137ZM141 102H140V103H141ZM144 102H143V103H144ZM153 102H152V103H153ZM157 102H159V100H158ZM207 102H208V101H207ZM211 102L209 101V104H210ZM102 103H103V102H102ZM104 103H105V102H104ZM150 103H151V102H150ZM152 103H151V104H152ZM167 103H168L169 105H168ZM171 103H172V104H171ZM188 103H189V105L187 106L186 104H188ZM212 103H213V102H212ZM228 103H229V102H228ZM105 104H107V103H105ZM201 104H202V105H201ZM230 104H231V103H230ZM242 104H243V103H242ZM108 105H109V104H108ZM110 105H111V104H110ZM110 105H109V106H110ZM117 105H118V104H117ZM117 105L115 104V107H116ZM119 105H120V103H119ZM153 105H154V103H153ZM171 105H172V106H171ZM231 105H232V104H231ZM231 105H229V106H231ZM247 105H248V104H247ZM220 106H221V105H220ZM5 107H8V106L0 105V117H3V116L5 115V113L7 112V111L5 110ZM97 107H99V105H97ZM100 107H103V106H100ZM112 107H113V109H115L114 104H113V106H110V108H112ZM203 107H204V109L207 110V112H205V113L203 112V111H204V110H203ZM211 107H214V106H211ZM211 107H210V109L212 110ZM222 107H223V106H222ZM239 107H240L239 110H241V109H242L241 105H240ZM253 107H254V106H253ZM105 108L108 109L109 107L106 105ZM105 108L103 107V110H104ZM119 108H121V107L119 106ZM119 108H118V109L116 108L115 110H117V112H118V111H119ZM157 108H158V109H157ZM187 108H189V110H188ZM254 108H255V107H254ZM101 109H102V108H99V110H101ZM107 109H106V110H107ZM171 109H175L176 112H175L174 114H171V113L168 111V110H171ZM181 109H187V110L182 111ZM219 109H220V107H219ZM221 109H222V108H221ZM224 109H225V108H224ZM99 110L97 109V111H99ZM193 110H194V111H193ZM226 110H227V109H226ZM249 110H250V109H249ZM112 111H113V110L110 109V112H112ZM122 111H123V110L119 111L118 113L120 114ZM221 111H222V110H221ZM251 111H252V110H251ZM99 112H100V111H99ZM101 112H102V113H103V112L105 113V110H104V111L101 110ZM117 112L115 111V113H117ZM123 112H124V111H123ZM191 112H192V113H191ZM240 112H242V111H240ZM84 113H88V116H91V115L93 116V115H94V114H92V113H91V115H90V113H89L88 111H84ZM96 113H97V112H96ZM96 113H95V115H96ZM108 113H109V112H108ZM108 113L106 112V114H108ZM113 113H114V112H113ZM113 113H110V115L113 114ZM139 113H140V112H139ZM189 114H190V115H189ZM192 114L194 115L193 117H192ZM232 114H234V113H232ZM237 114H238V113H237ZM85 115H87V114H85ZM102 115L104 116V118H106V117H105V116H106L105 114H102ZM110 115H108L109 118H112V117H110ZM139 115H140V114H139ZM209 115H210V114H209ZM211 115H212V114H211ZM211 115H210V116H211ZM235 115H236V114H235ZM235 115H234V116H235ZM240 115H241V114H238V115H236V116H238V118H239ZM103 116H102V117H103ZM111 116H113V115H111ZM116 116H117V115L115 114V117H116ZM119 116H120V118H121L123 115L120 114ZM125 116H126V115H125ZM127 116H128V115H127ZM201 116H202V117H201ZM210 116H208V118H211ZM212 116H213V115H212ZM220 116H221V115H220ZM234 116H233V118H234ZM253 116H254V115H253ZM146 117H147L148 120H146ZM177 117H178V118H177ZM189 117H188V118H189ZM199 117H200V119H199ZM218 117H219V116H218ZM117 118H118V117H117ZM120 118H119V119H120ZM122 118H125V117H122ZM122 118H121V119H122ZM138 118H140V117H138ZM205 118H207V117H205ZM220 118H221V117H220ZM227 118H228V117H227ZM238 118H237V119H238ZM255 118H256V117H255ZM107 119H108V118H107ZM112 119H113V118H112ZM121 119H120V120H121ZM126 119H127V118H126ZM126 119H123V121L126 120ZM175 119H176V120H177V119H184L183 122H184L185 120H188V123H186V121H185L186 124H184L183 122H181V123H179V124H180V125H179V124L177 123V125H179V127H181V128L179 129V128H176V127H174V126L172 125V124H173V121H171V120H175ZM201 119H202V120H201ZM215 119H217V117H216ZM221 119H222V118H221ZM239 119H240V118H239ZM85 120H86V119H85ZM92 120H94V119H91L90 121L92 122ZM108 120H110V119H108ZM108 120H107V121H108ZM117 120H118V119H116V121H117ZM120 120H119V121H120ZM224 120H225V119H224ZM96 121H97V120H96ZM96 121H95V122H96ZM112 121H114V122H111V123H109L110 121L108 122L110 125L106 123L107 125H104L105 127L103 126L104 129L106 128L107 131H108L109 127H107V126H110V128H111L110 130L112 131V130H115V129H112V128H113V127L116 128V126H117L116 124H121V123H119V121H118V123H115V120H114V119H113ZM129 121H132V120H129ZM133 121H134V120H133ZM180 121H181V120H180ZM233 121H234V120H233ZM236 121H237V120H236ZM246 121H247V118H246ZM81 122H82L81 125H80V123H78V122H77V123H76V122H71V123H70V122L68 121V124H66L67 122H65V123H64V122H63V123L58 122V124H59V123H60V124L58 125L57 123H55V124H57V126L55 127V129H57V130H59V131H61V132H64V133H66V132L68 133V131H73V130H75L76 128L79 130V126H82V127L84 126L86 130H91V129L93 128V124H92L91 122H90V123L92 124V128H90L89 120L87 121V122L89 123V125H88V123H84L83 120H81ZM120 122H122V121H120ZM50 123H51V122H48V123H47V122H46V123L44 122V124H47L46 126L44 125L45 129H46V127L48 126V124H50ZM93 123H94V121H93ZM96 123H97V122H96ZM96 123H95L94 125H97ZM103 123L105 124V121H104ZM103 123H102V124H103ZM112 123H113V124L115 123V126H114ZM122 123H123V122H122ZM131 123H133V122H131ZM174 123H175V122H174ZM194 123H196V122H194ZM203 123H205V122H203ZM209 123H208V124H209ZM224 123H225V122H224ZM231 123H232V122H231ZM25 124H27V123H25ZM42 124H43V123H42ZM111 124L113 125V127L111 126ZM142 124H143V125H142ZM147 124L150 125V126L148 127ZM175 124H176V123H175ZM175 124H174V125H175ZM208 124H207V125H208ZM233 124H234V123H233ZM236 124H237V122H236ZM50 125H51V124H50ZM50 125H49V126H50ZM53 125H54V123H53ZM145 125H146V126H145ZM203 125H204V124H203ZM214 125H215V126H214ZM136 126H137V127H136ZM139 126H140V127H139ZM143 126H145V127H143ZM190 126H189V124H188L187 127H190ZM204 126H205V125H204ZM212 126H214V127H213V130H214V128L216 127L215 131L212 130V128H211ZM82 127L80 128V130L84 128V127H83V128H82ZM117 127H118V126H117ZM129 127H131V125H130ZM192 127H190L191 129H189V128H188V129H189V130H192ZM202 127H203V126H202ZM206 127H207V126H206ZM218 127H222V126H218ZM229 127H230V126H229ZM49 128H50V127H49ZM123 128H124V127H123ZM141 128H142V129H141ZM183 128H184V127H183ZM183 128H182V129H183ZM47 129H48V127H47ZM77 129H76V131H77ZM104 129L102 128V130H104ZM126 129H127V128H126ZM139 129H141V130H139ZM184 129H185V131L187 130L186 128H184ZM184 129H183V130H184ZM202 129H203V131H202ZM223 129H224V127L222 128V130H223ZM235 129H236V127H235ZM83 130H84V129H83ZM127 130H128V129H127ZM132 130H133V129H131V130H129V131L132 132ZM136 130H137L139 133H138ZM149 130H150V131H149ZM151 130H154V131H151ZM189 130H187V131H189ZM229 130H230V129H229ZM231 130H232V129H231ZM84 131H85V130H84ZM146 131H147V133H146ZM224 131H225V130H223V132H224ZM239 131H240V130H239ZM244 131H245V130H244ZM61 132H60V133H61ZM105 132H106L105 130H104V133H103V131H102V134H105V135H106ZM109 132H110V131H109ZM149 132H150V135L147 136L146 134H149ZM190 132H189V133H190ZM205 132H206V131H205ZM208 132L205 133V136H204V137L207 136L206 134H208L207 138H209V136H211V135L209 134L210 132H209V133H208ZM219 132H220V131H219ZM260 132H261V131H260ZM64 133H63V134H64ZM67 133H66V134H67ZM152 133H154V136L157 135L156 138H157V139H161L163 142H162V141L160 142V140H158L160 143H157V144H156L157 146H153L152 144H153L154 140H155L156 142H157V140L153 137V135H151ZM220 133H221V132H220ZM224 133H226V131H225ZM228 133H230V132H228ZM231 133L234 134V135L231 134L232 136H235L236 131H235V133H233V131H231ZM238 133H239V132H238ZM63 134H62V135H63ZM107 134H109V133H107ZM138 134H140V136H139ZM217 134H219V133L217 132ZM255 134H256V133H255ZM64 135H65V134H64ZM64 135H63V136H64ZM105 135H103V136H105ZM142 135H146V138H145L144 136H143V137H144V138H143ZM181 135H180V136H181ZM188 135H190V134H188ZM240 135H241V133H240ZM259 135L261 136L260 133H259ZM103 136H102V137H103ZM138 136L140 137V139H139ZM191 136H192V135H191ZM191 136H189V137H191ZM221 136H222V135H221ZM236 136H237V135H236ZM241 136H242V135H241ZM257 136H258V135H257ZM65 137H66V136H65ZM69 137H70V136H69ZM69 137H67V138H69ZM102 137H101V139H102ZM135 137H136V138H135ZM141 137H142V138H141ZM147 137H148L149 139H148ZM150 137H151V139H152V137H153L154 139L151 140ZM184 137L186 138L187 136L185 135ZM218 137H219V136H218ZM228 137H229V136H228ZM230 137H231V136H230ZM251 137H253V136H251ZM251 137H250V138H251ZM263 137H264V136H263ZM62 138H63V137H62ZM103 138H104V137H103ZM123 138H124V137H123ZM123 138H121V140H122ZM130 138H131V139H130ZM207 138L204 139V140L202 139V142L204 141V144H205V145H204L203 143L198 144V145L196 144V145H197L196 148H194V147H195L194 144H193L194 147H193V145H192L191 143H190V145H192L191 148H193V151L197 150V147L199 146L200 149L198 148V150H199L198 152H199V153H202V154L205 153L204 155H206V153L209 151V153H207V156H208V158L210 159V157H212L211 154H212V153H215V152H218V151H217V150H216L215 152L212 151V153L210 154V150H209L208 148H205L206 144L209 145V147H211V145H212V147H213V145L218 146V145L215 144V143L217 142V143L219 144V142H218V140L215 142V140H213L212 137H211V138L208 139V141H209V140L211 141V139H212V141H214L215 143L211 142L212 144H210L209 142L207 143ZM63 139H66V138H63ZM168 139H167V140H168ZM198 139H197V140H198ZM218 139H220V138H218ZM245 139H246V138H245ZM253 139H254V137H253ZM253 139H252V140H253ZM104 140H105V139H104ZM133 140H135V141L132 143L131 141H133ZM140 140H141L142 142H144V143H143V145H142V148H140L141 144L138 143L137 148H140V149L137 150V149L134 148V147H136L137 142L140 141ZM149 140H151V142H150ZM169 140H170V139H169ZM169 140H168V141H169ZM172 140H173V138H172ZM174 140L177 141L176 139H174ZM186 140H187V139H186ZM221 140H222V138H221ZM225 140H226V139H225ZM230 140H231V138H230L228 141L230 142ZM261 140H262V139H261ZM102 141H103V139L101 140V142H102ZM111 141H113V140H111ZM111 141H110V142H111ZM114 141L116 142L117 140L114 139ZM114 141H113V143H114ZM123 141H124V140H123ZM141 141H140V142H141ZM168 141H167V142H168ZM178 141H181V140L178 139ZM184 141H185V140H184ZM195 141H196V140H195ZM195 141H193V142H195ZM205 141H206V143H205ZM219 141H220V140H219ZM231 141H232V140H231ZM253 141H254V140H253ZM253 141H252V143H253ZM117 142H118V141H117ZM135 142H136V143H135ZM198 142H199V140H198ZM200 142H201V140H200ZM113 143H112V144H113ZM121 143H122V142H121ZM165 143H166V142H165ZM173 143H174V141H173ZM177 143H179V142H177ZM220 143H221V141H220ZM225 143H227V142H225ZM233 143H234V142H233ZM249 143H250V142H249ZM252 143H251V144H252ZM262 143H264V142L262 141ZM64 144H65V143H64ZM102 144H107V141L105 140V143H102ZM109 144H110V143H109V141H108V145H109ZM118 144H119V142H118ZM166 144H168V143H166ZM184 144H186V141H185ZM254 144H255V143H254ZM254 144H253V145H254ZM259 144H260V143H259ZM259 144H258V145H259ZM114 145H115V143H114ZM127 145H128V146H127ZM132 145H134V147H133ZM162 145H163V144H162ZM171 145H172V146H171ZM175 145H176V143H175ZM186 145H187V144H186ZM220 145L224 147V145H222V143H221ZM225 145H226L227 148H226V147H225V148L221 147V148H223V149H225V150H226V149H229L227 145H230V144H225ZM249 145H250V144H249ZM66 146H67V145H66ZM86 146H88V145H86ZM89 146H90V145H89ZM89 146H88V149H89ZM104 146H105V145H104ZM109 146H110V145H109ZM109 146H108V147L106 146V148L109 149ZM129 146H130V147H129ZM168 146H169V148H168L169 151H171V150H170V146H171L172 148H175V149H176V146L173 147V144H170V145L168 144ZM168 146H167V147H168ZM182 146H183V145H182ZM200 146H201V147H200ZM216 146H215V148H213V150H215L216 148H218V147H216ZM245 146H246V145H245ZM255 146H256V145H255ZM262 146H263V145H262ZM262 146H261V147H262ZM110 147H111V146H110ZM127 147H128V149H127ZM131 147H133L137 152H136V153L133 152V148H131ZM153 147H154V148L156 147L155 150H156V154H157L158 158H156L157 156H155V155H150V154H148V155L146 156V154H147L151 149H152L151 154H153V153L155 154V150L153 151V149H154ZM165 147H166V146H165ZM184 147H185V146H184ZM184 147H182V148H184ZM186 147H188V145H187ZM186 147H185V148H186ZM206 147H207V146H206ZM219 147H220V146H219ZM229 147H230V146H229ZM232 147H233V146H232ZM241 147H242V146H241ZM84 148H85V147H84ZM122 148H123V149H122ZM124 148H125L126 150H125ZM129 148H130V150H129ZM161 148H162V146H161ZM201 148H203V149L205 148V151H204V152L201 151V150H203V149H201ZM221 148H220V149H221ZM243 148L245 149V147H242V149H243ZM250 148H251V147H250ZM254 148H255V147H254ZM60 149H61V148H60ZM64 149L68 150V146H67V147H64ZM85 149H87V148H85ZM85 149H83V151H85ZM88 149H87V151H88ZM91 149L93 150L92 147H91ZM91 149H89V150L91 151ZM108 149H107V150H108ZM163 149H164V148H163ZM168 149L165 148L164 150H166V152H168V151H167ZM177 149H178V147H177ZM177 149H176V150H177ZM180 149H181V148H180ZM186 149H187V148H186ZM188 149H189V148H188ZM188 149H187V150H184V153H183V156L186 155V153H187V154L190 153L189 155H187L188 158H187V157L185 158L186 160H187V159H188V160H187L186 162H184V164L187 163V164H186L187 166H188V164L191 165V164H190V163H191V162H190V161H191L190 158H193V156H196V155H193V153H192L191 151L188 152ZM194 149H195V150H194ZM233 149H234V148H231L230 150H233ZM238 149H239V148H238ZM260 149H261V148H260ZM100 150H101V149H100ZM107 150L104 151V147H103V153H102V156H103L104 152L107 153ZM124 150H125V151H124ZM140 150H141V151H140ZM181 150L183 151V149H181ZM190 150H191V149H190ZM221 150H222V149H221ZM221 150H220V151H221ZM235 150H236V148H235ZM57 151L59 152V150H57ZM60 151H61V150H60ZM90 151H89V153H90ZM93 151L95 152V150H93ZM96 151H98V150H96ZM129 151H130V152H129ZM139 151H140V152H139ZM160 151H161V150H160ZM162 151H163V150H162ZM162 151H161V152H162ZM174 151H175V150H174ZM186 151H187V152H186ZM227 151H228V150H227ZM246 151H247V149H246ZM261 151H262V150H261ZM58 152H56V155L58 154ZM61 152L63 153V152H66V151H63V150H62ZM61 152H59V153L61 154ZM94 152L91 151V153H94ZM98 152H99V151H98ZM101 152H102V151H101ZM101 152H100V153H101ZM123 152H124V154L122 155ZM131 152H132L133 154H131ZM223 152H226V151H223ZM232 152H233V151H232ZM249 152H250V151H249ZM66 153L68 154V151H67ZM87 153H88V152H87ZM89 153L87 154V156L90 155ZM95 153H96V152H95ZM100 153H98V154L101 155ZM106 153H105V154H106ZM108 153H109V152H108ZM108 153H107V156H110L111 153H109V154H108ZM127 153H129L130 155L127 154ZM139 153H140V154H139ZM158 153H159V152H158ZM191 153H192V154H191ZM221 153H222V152H221ZM221 153H220V155H221ZM244 153H245V152H244ZM252 153H253V152H252ZM83 154H86V152L83 153ZM135 154H137V156H136ZM162 154H164V153H162ZM215 154H216V153H215ZM227 154H230V152L225 153L226 156H228ZM238 154H240V153H238ZM247 154H248V153H247ZM247 154H246V155H247ZM255 154H256V153H255ZM120 155H121V156H120ZM125 155H126V158H127L128 156H129V157H128L127 159H126V158H123V156L125 157ZM131 155H132L133 158L130 157ZM149 155H150L151 158H152V156H155V158H156L155 160H156L157 162L153 161V162H155V163L151 162V165H150V163H149V167L147 166V167L149 168V169H148V168H146V166H143V164L141 163L142 160L140 161V159H143L144 161H146V160H148V159L151 160V158H148ZM167 155H168V154H167ZM190 155H192V156L189 158ZM204 155H202V156H204ZM213 155H214V154H213ZM220 155H219V154H218V155L216 154V156H217L218 158H221V157H222V156H220ZM244 155H245V154H244ZM244 155H243V158H244ZM246 155H245V157H248V155H247V156H246ZM67 156H68V155H67ZM82 156H83L84 159H85V157H87L86 155H85V157H84V155H82ZM102 156H101V157H102ZM107 156H103L105 160L108 159ZM119 156H120V158H118ZM135 156H136V157H135ZM145 156H146V157H145ZM164 156H165V155L160 156V157L163 158ZM178 156H179V155H178ZM219 156H220V157H219ZM223 156H224V154H223ZM226 156H225V158H226ZM230 156H231V155H230ZM256 156H257V155H256ZM110 157H111V156H110ZM121 157L123 158L122 161H121ZM173 157H174V156H173ZM176 157H177V156H176ZM181 157H182V155H181ZM217 157H216V159L218 160ZM232 157H233V156H232ZM234 157H235V156H234ZM56 158H57V157H56ZM56 158H55V159H56ZM99 158H100V157H99ZM144 158H146V159H144ZM147 158H148V159H147ZM164 158H165V157H164ZM164 158H163V159H164ZM166 158H167V157H166ZM177 158H178V157H177ZM183 158H184V157H183ZM202 158H203V157H202ZM228 158L231 159V157H228ZM239 158H240V156L238 157V159H239ZM243 158L240 159V160H241V163H243V162H242V159H243ZM249 158H250V157H249ZM249 158L244 159V161H245V160L248 161ZM251 158H252V157H251ZM256 158H259V157H256ZM63 159H64V158H63ZM65 159L68 160L69 158L67 157V158H65ZM65 159H64V161H61V163H62V162H67V160H65ZM97 159H98V158H97ZM102 159H103V158L99 159V161L101 162V163L99 162L100 165H99V163H98V165H97V164H95V165H97L98 167H99V166L101 167V166H102L101 164H102L103 161H104V160H102ZM212 159H213V158H212ZM212 159H210V160H211V163H210V164H215V167H212V166H211V167L213 168V170H211V171L209 170V171H210V174H215V173L220 169L221 166L219 165V162L222 163V164H221V165H222V169H223V170L225 169L224 171H228V172H229V169H230L231 167L229 168V167L227 166L228 162H227L226 166L224 165V163H226V162H224V161H223L224 163L221 162V159H222V160H225V161H226V159H223V158L219 159L220 161L218 160V163H217V164H216L217 161H214L215 157H214L213 160H212ZM216 159H215V160H216ZM43 160H44V159H43ZM43 160H41L42 162H39V164L42 163V164L44 165L45 162H44ZM86 160H88V159H86ZM86 160H84L85 163H86ZM94 160H95V159H94ZM94 160H93V161H94ZM116 160H117V161H116ZM119 160H120V161H119ZM123 160H124V161H123ZM138 160H139V161H138ZM153 160H154V159H153ZM159 160L161 161V159H159ZM164 160H165V159H164ZM164 160H162V161L164 162ZM167 160H168V159H167ZM167 160H166V161H167ZM183 160H184V159H182V161H183ZM189 160H190V161H189ZM202 160H204V159H202ZM228 160H229V159H228ZM56 161H57V162H56ZM79 161H80V160H79ZM81 161H82V160H81ZM93 161H91V162H93ZM118 161H119V162H118ZM144 161H142V162H144ZM160 161H159V162H160ZM162 161H161V162H162ZM174 161H175V160H174ZM176 161H181V159H180V160H176ZM88 162H90V161H87V163H88ZM96 162H97V161H95L94 163H96ZM115 162H116V164H115ZM127 162H129V165L127 164ZM139 162L141 163V165H140V164L138 165ZM148 162H149V161H148ZM159 162H158V163H159ZM171 162H173L172 159H171ZM171 162H170V163H171ZM189 162H190V163H189ZM195 162H196V161H195ZM212 162H213V163H212ZM235 162H236V161H235ZM54 163H55V164L59 163V160H54ZM54 163H53V164H54ZM68 163H69V165L71 166L69 160H68ZM81 163H82V162L77 163V165L75 164V167L78 166V164H79V166L81 167V165H82ZM85 163H84V165H85ZM94 163H93V164H94ZM106 163H107V162H106ZM132 163H133V164L136 163L137 166L132 165ZM146 163H147V161L144 162V165H146ZM158 163H157V164H158ZM164 163H165V162H164ZM179 163H181V165H180L181 168H180V167H179V168L182 169V162H179ZM202 163H203V162H202ZM229 163H230V160H229ZM238 163H239V161H238ZM39 164L37 163L36 166L38 167ZM42 164H41V165H42ZM80 164H81V165H80ZM103 164H104V163H103ZM122 164H124L125 167H126L127 169H125V167H122ZM157 164H156V166H157ZM184 164H183V165H184ZM210 164L207 163V165H210ZM243 164H244V163H243ZM72 165H73V164H72ZM95 165H94V166H95ZM124 165H123V166H124ZM127 165H128V166H127ZM130 165L133 167L132 169H135V168L137 169L138 166H139V167H142V166H143V167H145L144 169H146V170L148 169V170H147L148 172H146L145 170H142V171H145V172H144L145 174L143 173V174L145 175V177L143 178V177H142L143 174H141V173H142V172H141V169H143V167H142V168H138V169H140V172H141V173H140V172L138 173V172H137L138 170H137L136 172H135V170L130 171L131 168H130V169L128 168ZM161 165H163V164H161ZM168 165H169V164H168ZM173 165H174V164H173ZM173 165H172V166H173ZM186 165H185V166H186ZM194 165H195V164H194ZM196 165H197V164H196ZM228 165H229V164H228ZM241 165H242V164H241ZM241 165H240V167H241ZM245 165L247 166L246 163H245ZM36 166H35V169H36ZM73 166H74V165H73ZM73 166H71V167H73ZM87 166H88L87 169L90 170V168H89V163H88V165L86 164V167H87ZM91 166H92V163H91ZM91 166H90V167H91ZM97 166H95V167L97 168ZM134 166H135V167H134ZM178 166H179V165H178ZM178 166H177V167H178ZM187 166L185 167V168H187L186 170H188V167H187ZM205 166H206V162H205ZM224 166L227 167V169H226ZM243 166H244V165H243ZM40 167H41V166H39L38 168L40 169ZM43 167H45V168H42L43 170L45 169V171L47 170V169H46L47 167L49 168V166H47V167H46V166H43ZM83 167H84V166H83ZM83 167H82V168H83ZM86 167H85V169H86ZM92 167H93V166H92ZM95 167H94V168H95ZM106 167H107V169H106ZM116 167L119 168V169H117ZM158 167H159V164H158ZM162 167H163V166H162ZM162 167H161V168H162ZM164 167H166V166H164ZM209 167H210V166H209ZM209 167H208V168H209ZM216 167H218L219 169H218V170L215 169ZM76 168H77V167H76ZM82 168L80 169L81 172H79V174L82 173V175H84V174H83L84 171L82 172V170H85V169H82ZM94 168H91V170L94 169ZM96 168L94 169V171H97V170H98L97 172H99V174H98L97 172H94V173H95V175H96V173H97V175H98V177H99V175L101 176V173L104 172V171L100 172V171H99L100 168H99V169H98V168L96 169ZM120 168L125 169V171H126L127 173L124 172V170H123V169H120ZM152 168H155V169H156L157 167L154 166V167H152ZM166 168H167V167H166ZM169 168H170V166H169ZM171 168H172V167H171ZM185 168L182 169V170H183L182 172L185 173L184 176L187 177V176L189 175L188 172H189L190 169H189L188 172H187V171L185 170ZM204 168H206V167H204ZM101 169H102V168H101ZM109 169H111V170H109ZM132 169H131V170H132ZM157 169H159V168H157ZM180 169H179V170H180ZM209 169H210V168H209ZM222 169H220L221 171H220V170H219V171L223 174L224 171L222 172ZM40 170H41V169H40ZM40 170H39V172H40ZM89 170H87V171L89 172ZM112 170L115 171V172L113 173ZM119 170H122V171L124 172V175L122 174L123 177L120 176V175H117V173H119V172H118ZM167 170H168V169H167ZM167 170H166V171H167ZM177 170H178V169H176V171H177ZM215 170H216V171H215ZM77 171H79V170H77ZM92 171H93V170H92ZM92 171H91V172H92ZM129 171H130V172H129ZM166 171H165V172H166ZM169 171H170V170H169ZM180 171H181V170H180ZM184 171H186V172H184ZM205 171H206V170H205ZM209 171H206V172L209 173ZM247 171H249V170L247 169ZM88 172H87V173L84 172V173H86L84 176H87V175H88ZM116 172H117V173H116ZM134 172H135V173H134ZM159 172H160V171H159ZM161 172H162V171H161ZM161 172H160V173H161ZM165 172H164V173H165ZM228 172H227V173H228ZM43 173H44V171H43ZM110 173H111V174H110ZM125 173H126V175H125ZM136 173H138V175H136ZM157 173H158V172H156V174H157ZM166 173H168V172H166ZM171 173H172V172H171ZM171 173H170V174H171ZM176 173H178V171H177ZM176 173H175L174 175H180L179 173H178V174H176ZM187 173H188V175H186ZM199 173L201 174V172H199ZM199 173L197 172L198 175H199ZM208 173H207V174H208ZM217 173H219V172H217ZM217 173H216V174H217ZM225 173H226V172H225ZM225 173H224V174H225ZM227 173H226V174H227ZM89 174H90V173H89ZM108 174H110V175L108 176ZM127 174H129V176H128ZM168 174H169V173H168ZM170 174H169V175H170ZM203 174H204V172H203ZM207 174H206V175H207ZM224 174H223V175H224ZM93 175H94V174H93ZM113 175H114L115 178L113 177ZM116 175H117V176H116ZM135 175L138 176L136 179H134V178H135ZM144 175H143V176H144ZM149 175H148V176H149ZM153 175H155V173H154ZM158 175L160 176V174H158ZM190 175H191V173H190ZM194 175H195V176H193V174H192V175H191L192 177L188 176L187 178L190 177L189 179H191V180H190L191 183L197 182V184H198V181H193V182H192V180H193L192 178H195V179H196V176H198V175H196L195 173H194ZM206 175H205V176H206ZM217 175L220 176V177H223V178H224V176H225V175L223 176V175H221V174H217ZM217 175H216L215 178L210 177V179L213 178V180H214V179H216V178H220V177H218ZM236 175H237V174H236ZM238 175H239V174H238ZM84 176H81V178L83 179ZM126 176H127V177H126ZM151 176L148 177L149 180H151ZM159 176H157V177L159 178ZM164 176H165V174H164ZM166 176H167V174H166ZM171 176H173V175H171ZM171 176H170L169 178H171ZM181 176H182V174H181ZM181 176H180V178H181ZM92 177H93V176H92ZM95 177H97V176H94L93 178L95 179ZM111 177H112V179H111ZM117 177H118V178H117ZM121 177H122V178H121ZM155 177H156V176H155ZM167 177H168V176H167ZM174 177H175V176H174ZM174 177H172V178L174 179ZM186 177H183V176H182L181 179H183V180H181L180 182L188 181V180H186ZM198 177H199V178L201 177V178L204 179V180H205V178L207 179V177L203 178V176H198ZM225 177H227L226 179L228 180V176H225ZM229 177H230V176H229ZM238 177H239V176H238ZM86 178H87V180H89L88 177H86ZM120 178L122 179V181L120 180ZM123 178H124V179H123ZM142 178H143V179H142ZM175 178H176V177H175ZM177 178H179V177H177ZM184 178H185V179H184ZM201 178H200V179H201ZM208 178H209V177H208ZM235 178H236V177H235ZM56 179L59 180L60 178L57 177ZM84 179H85V178H84ZM91 179H92V178H90V180H91ZM131 179H134V181H132V183H131V181H130ZM154 179H157V178H154V177H153L152 180H154ZM165 179H166V178H165ZM197 179H198V178H197ZM224 179H225V178H224ZM60 180H61V179H60ZM123 180H124V181H123ZM157 180H158V179H157ZM178 180H180V179H178ZM208 180H209V179H208ZM227 180H223V181L225 182V181H227ZM111 181H112V182H111ZM127 181H128V182L130 181L129 183L131 184L132 189H131L130 187H128L130 184H129L128 186H126V184L128 183ZM136 181H137V184L135 183ZM155 181H156V180H155ZM200 181H201V180H199V182H200ZM211 181H212V180H211ZM211 181H210V182H211ZM215 181H216V180H215ZM217 181H218V180H217ZM89 182H90V181H89ZM147 182H148V180H147ZM180 182H178V184H179ZM204 182H205V181H203V184H204ZM218 182H221V180H219ZM229 182H230V181H229ZM133 183L136 184V185L134 186ZM142 183H141V184H142ZM149 183H150V182H149ZM152 183H153V182H152ZM152 183H150V184L152 185ZM156 183H157V182H156ZM158 183H160V181H159ZM172 183H173V182H172ZM185 183H186V182H184V184H185ZM188 183L190 184L189 181H188ZM188 183H187V184H188ZM55 184H57V182H56ZM139 184H140V183H139ZM139 184H138V185H139ZM141 184H140V185H141ZM153 184H154V183H153ZM174 184H175V181H174ZM182 184H183V183H180L181 186H182ZM184 184H183V185H184ZM199 184H201V183H199ZM199 184H198V185H199ZM203 184L200 185V186L204 187ZM208 184H209V183H208ZM214 184H215V182H214ZM220 184H221V183H220ZM57 185H58V184H57ZM57 185H54V188H56ZM82 185H83V184H82ZM132 185H133V186H132ZM143 185H144V184H143ZM143 185H142V186H143ZM154 185H155V184H154ZM224 185H225V184H224ZM32 186H34V185H32ZM32 186H31L29 189H27V194H29V195H30L31 193H32L33 195H35V194H37V192H39V191L41 192V191L43 190V189H40V187H41L42 185H41V186H40V185H37L38 187H39V186H40V187H39V188L37 187V188H35V189H34L35 186L33 187V189H32ZM59 186L61 187V184H59ZM59 186H58V187H59ZM78 186H79V185H78ZM99 186H100V187H99ZM109 186H110V188H109ZM113 186H114V187H113ZM123 186H125V187H127V188L124 189V188H122ZM142 186H140V187H142ZM146 186H147V185H146ZM148 186H149V184H148ZM155 186H157V185H155ZM181 186H180V193H181V189H183L186 185H185V186H182L183 188H181ZM190 186H192V188H190L191 191H194V192H195L196 190H193L194 186H193V185H189V187H190ZM195 186L197 187L196 183H195ZM200 186H199V187H200ZM226 186H227V185H226ZM6 187H9V188H8L9 190L11 189L10 187H12V190L14 189V187H13L11 181H8V183H7L6 186H5L4 191H0V196H2V197H0V198H2V199L4 198V195H5V194L7 195L8 192H6V191H9V190H7ZM58 187H57V189H62V187H61V188H58ZM81 187H83V186H81V184H80V188L77 187V188H79L78 191H77V193L81 190ZM116 187H117V188H116ZM133 187H134V188H133ZM160 187H161V186H160ZM165 187L167 188V186H165ZM186 187H187V186H186ZM196 187H195V188H196ZM199 187H198V188H199ZM205 187H206V185H205ZM41 188H43V187H41ZM102 188H103V189H102ZM111 188H113L114 190H112ZM119 188H121V189H123V190H125V191H126V189H127V192L129 191L128 193H129L130 195H133V197L129 195V197H131L130 199H131L132 201H131L130 199H126L125 196H126L128 193H127V194L121 193V192H123V190L121 191V189H119ZM129 188H130L132 191H131ZM138 188H139V187H138ZM154 188H155V187H154ZM163 188H164V186H163ZM172 188H173V187H172ZM172 188H171V189H172ZM178 188H179V187H178ZM178 188H176V189H178ZM187 188H188V187H187ZM187 188H186V189H187ZM200 188H201V187H200ZM216 188H217V187H216ZM216 188H215V189H216ZM238 188H239V187H238ZM57 189H56V190H57ZM128 189H129V190H128ZM140 189H143V187L140 188ZM149 189H150V188H149ZM156 189H157V188H156ZM173 189H174V188H173ZM173 189L170 190V191H172L171 197H169L170 199H171L172 197H174V195H173L174 193H173V192L176 191V189H174L175 191H173ZM186 189H185V190H186ZM190 189H188V191H190ZM196 189H197V188H196ZM227 189H228V188H227ZM231 189L233 190V188H231ZM35 190H36V191L38 190V191L35 193ZM76 190H77V189H76ZM108 190H110V191H108ZM111 190H112V191H111ZM119 190L121 191V192H119V194L121 193V195L116 194L117 191H119ZM160 190H161V189H160ZM183 190H184V189H183ZM198 190H199V189H198ZM198 190H197V191H198ZM205 190H206V189H205ZM10 191H11V190H10ZM10 191H9V192H10ZM58 191H59V190H58ZM62 191H63V189H62ZM158 191H159V190H158ZM178 191H179V190H178ZM178 191H176V192H178ZM188 191H187V192H188ZM227 191H228V192H225V191H224L223 193L221 192L222 194H221L220 192L218 193V194H219V197L222 196L221 198L223 199V201H221V203L223 204V202H225V205H228L229 200H228L227 198H230V196H231V195H230L231 192H233V194H232L230 200H232V197H234L233 195H234V193H235L234 191H231V190H227ZM230 191H231V192H230ZM16 192H17V194H16ZM16 192H13L12 194L15 195V196H17V195H18V190H17ZM29 192H31V193H29ZM40 192H39V194H40ZM82 192H83V193H84V192L86 193V191H82ZM98 192H99V193H98ZM130 192H132V193H130ZM168 192H169V191H168ZM183 192H184V191H182V193H183ZM187 192H186V194H187ZM211 192H212V191H211ZM229 192H230V193H229ZM20 193L23 194V193H26V191H23V192L20 191L19 194H20ZM83 193H82V194H83ZM161 193H162V191H161ZM180 193L178 192V195H180ZM188 193H189V192H188ZM208 193L210 194V192H208ZM208 193H207V194H208ZM226 193H227L229 196L226 195ZM82 194H80V195H82ZM107 194H109V195L107 196ZM154 194H155V193H154ZM184 194H185V192H184ZM211 194H212V193H211ZM213 194H215V193H213ZM213 194H212V196H214ZM8 195H11V194H8ZM83 195L85 196V194H83ZM92 195H93V196H92ZM111 195H112V196H111ZM117 195H119V197L122 196L123 198L126 199V201L129 200V202H132V203H130V207H131L130 209H131V210H130V209H129V210L126 209V210H128V211L124 210V209L127 208V207L129 208V206H127V205H125V208H121V207H123L122 203L126 202L125 199L123 200L122 197H121L122 199H119V197L116 198L117 201H114V202H113V201H112V202L109 201L110 204H109L108 202H107L108 204H106V205H104L105 203H104V204L102 203L103 201H107V200L111 199V198L108 199L107 197H112V199H113L114 197H117ZM123 195H125V196H123ZM155 195H156V194H155ZM166 195H168V194L166 193ZM169 195H170V193H169ZM172 195H173V196H172ZM175 195H177V193H176ZM224 195L226 196V198H223V197H225ZM263 195H264V194H263ZM18 196H19V195H18ZM39 196H41V194H40ZM86 196H85V197H86ZM97 196H96V197H97ZM134 196H135V197H134ZM153 196H154V195H153ZM204 196H205V195H204ZM9 197L11 198L12 196H9ZM9 197H8V198H9ZM31 197H32V196H31ZM154 197H155V198H153V199H156V196H154ZM158 197H159V196H158ZM185 197H186V196H185ZM198 197H199V196H198ZM201 197H202V195H201ZM207 197H208V195H207ZM209 197L211 198V196H209ZM219 197H218V200H217L216 202H219V201H220V200H219ZM263 197H264V196H263ZM263 197H261L260 199H263ZM10 198H9V199H10ZM18 198L20 199V197H17V201H18ZM101 198H102L103 200H102V201H101V200L99 201V199H101ZM132 198H133V199H132ZM180 198H181V195H180ZM189 198H191V197H189ZM189 198H188V199H189ZM212 198H213V197H212ZM212 198H211V199H212ZM2 199H0V200L2 201ZM4 199H5V198H4ZM85 199H86V198H85ZM114 199H115V198H114ZM118 199H119L120 202L118 201ZM151 199H152V197H151ZM183 199H184V198H183ZM185 199H186V198H185ZM188 199H187V202H188ZM200 199H202V198H200ZM238 199H239V198H238ZM260 199H259V200H260ZM15 200H16V199H15ZM122 200H123V201H122ZM133 200H135V202H133ZM171 200H173V199H171ZM177 200H178V199H177ZM197 200H198V199L195 198V201H197ZM202 200H203V199H202ZM213 200H215V197H214ZM225 200H228L227 204H226V201H225ZM7 201H8V199H7ZM13 201H14V200H13ZM17 201H14L13 204H11V205L9 204V203H12L11 201H10L9 203H7V202H6V203L8 204V206H10L9 208L12 207V208H11L12 211L15 210L14 213L16 212V213L18 214V212H21V211H19V210H22V211H24V213H26V212H27V208H26L25 206H27V205H25L24 203H20V204H23V205L21 206L22 208L20 207V205H18L19 207H17V205L14 206V204H16L15 202H17ZM20 201H21V200H20ZM20 201H19V202H20ZM22 201H23V200H22ZM98 201H99V202H98ZM149 201H151V200H149ZM152 201H153V200H152ZM169 201H170V200H169ZM183 201H184V200H182V202H183ZM193 201H194V200H193ZM3 202H4V201H3ZM19 202H18V203H19ZM96 202H98L99 204H97ZM129 202H128V203H129ZM171 202L173 203V201H171ZM174 202H175V201H174ZM187 202H183V203H184V204H187V205L190 203L189 205H191V207L194 205V204H192V201L189 202V203H187ZM205 202H206V201H205ZM208 202H209V201H208ZM258 202H259V201H258ZM262 202H263V203H262ZM100 203H101V204H100ZM115 203H116V204H115ZM183 203H181V204L184 205ZM219 203H220V202H219ZM219 203H215V202H214V205L216 204V205L218 206ZM229 203H232V202H229ZM261 203H262V204H261ZM261 203H260V202L258 203V204H260L259 206H258L257 203H255L256 205L254 204V205H255L254 208H253V207H252V208H249V209H253V210H255V211H256L255 213H254L253 210H252L251 213L248 214V212H249L250 210H249L247 207H246V208H247V211H245V209H241L242 211H245V212H242V211L240 210L242 213L239 212L240 215H238V216L235 215L236 218L239 217L240 220H241V221L238 220V222H241V223L244 222V223H245V222H248V221H249L250 216H251L252 218H253V217H256V218H257V217H259L260 213L264 214V211H262V210H264V209H261V208H264V199H263V201L261 200ZM102 204H103V205H102ZM111 204H112V207H111ZM114 204L116 205V207L114 206ZM124 204H125V203H124ZM126 204H127V202H126ZM136 204H137V203H136ZM175 204H176V203H175ZM195 204H196V203H195ZM198 204H199V202H198ZM211 204H212V203H211ZM222 204H220V205H222ZM4 205H6V204H3V205L0 204V209L3 210V211L0 210V217H2V218H3L4 215H5V214H3V216L1 215V214H2L1 211L4 213V210H5L4 207H2V206H4ZM24 205H25V206H24ZM164 205H165V203H164ZM170 205H172V204H170ZM173 205H174V204H173ZM216 205H215V206H216ZM225 205H222L221 208H223V206H225ZM229 205H230V204H229ZM262 205H263V206H262ZM8 206H7V207H8ZM13 206H14V207H13ZM113 206H114V207H113ZM120 206H121V207H120ZM126 206H127V207H126ZM152 206H153V205H152ZM152 206H150V208L155 209V210H154L153 212H152V210H151V211H148V212H149V215H151L150 212L153 213V215L150 216L151 218L155 215V212H156V211L158 212V209H159V208H158L159 206H158V207H156L155 205H154L153 207H152ZM185 206H186V205H185ZM185 206H184V208H185ZM206 206H207V205H206ZM217 206H216V207H217ZM256 206H257L259 209H261V211H260L258 208L255 209ZM1 207H2V208H1ZM7 207H5V208H7ZM15 207L18 208V209H16ZM24 207H25V210H23ZM29 207H30V206H28V209H30V210H28L29 212L34 211V210L31 211V208H32V207H30V208H29ZM46 207H47L49 210H50V209H51V210L54 209L53 206H52V208H49L48 206H46ZM108 207H109V208H108ZM119 207H120L121 209L124 210V211H123V210L120 209L121 211H123V212H127L126 214L124 213V214H123V218L121 217V219H120V220H123V219L125 218V221H126V219L128 220V221H126V223H125V225L128 227L127 229L125 228L126 226H124V225H123L124 227H123V226H120V225H121V222H122V224L124 223V220L121 221V222H119L118 220H116V219H118V218H117V217L115 218V217L113 216L114 214H115V216H119V215L121 216V214H119L120 212H118V213L115 212V213H114V211H115L114 208H116V211H118V210H119ZM154 207H155V208H154ZM177 207H178V206H177ZM188 207L190 208V206H188ZM188 207H187V208H188ZM197 207H198V205H197ZM201 207H202V206H201ZM213 207H214V206H213ZM9 208H7L8 211L10 210ZM35 208H36V207H35ZM47 208H46V209H47ZM156 208H157V210H156ZM161 208H162V207H161ZM173 208H174V207H173ZM218 208H219V207H218ZM218 208H216V209L219 211ZM221 208H220V209H221ZM244 208H245V207H244ZM62 209H63V208H62ZM110 209H111V210H110ZM113 209H114V210H113ZM213 209H215V208H213ZM213 209H212V210H213ZM223 209H224V208H223ZM49 210H47V211L49 212ZM51 210H50V211H51ZM64 210H65V209H64ZM79 210H80V209H79ZM79 210H78V211H79ZM88 210H89L90 212H89ZM112 210H113V211H112ZM120 210H119V211H120ZM204 210H205V209H204ZM204 210H202V211H204ZM212 210H211V211H212ZM258 210H259L260 212H258ZM25 211H26V212H25ZM35 211H36V210H35ZM45 211H46V210H45ZM47 211H46V212H47ZM62 211H63V210H62ZM66 211H67V208H66ZM66 211H63V212L66 213ZM69 211H71V210H69ZM111 211L113 212V213H111L112 216H113V218H111V217H112L111 214H110ZM136 211H137V210H136ZM187 211H189V209H187ZM207 211H208V210H207ZM207 211H205V212H207ZM214 211H216V210H214ZM5 212H6V211H5ZM38 212H39V211H38ZM38 212L35 213V214H38ZM134 212H135V211H134ZM134 212H133V213H134ZM157 212H156V214L159 213V212H158V213H157ZM11 213H13V212H10L9 215L7 214L8 218L11 217V219L8 220V221L5 219V221L8 222V225L10 224L9 221L13 220V221H11V224H10L11 229L9 228L10 226L7 225V222H6V224L3 222L4 219H2V220H3L2 223H3L5 226L3 227V226H1V225H3V224H0V226H1L0 228L2 229V231H3V228H5V231H4L5 233H3V235L5 234L4 237H6V236H7L8 234H10V233H13V230H12V229L15 228V227H13V226H15V225H13V224L15 223L14 220H16V218H15V217H12V216H13V215H16V213H15V214L13 213V215H12ZM24 213L22 212L23 216H24ZM67 213H69V212H67ZM67 213H66V214H67ZM187 213H188V212H187ZM237 213H238V212H237ZM239 213H238V214H239ZM243 213H246L247 215H246V214H243ZM256 213H257V214H256ZM10 214H11L12 216H11ZM22 214L20 213V216H21ZM29 214H30V213H29ZM35 214H34V212H33V216H37V215H35ZM106 214H107L108 216H107ZM109 214H110V216H109ZM118 214H119V215H118ZM131 214H132V213H131ZM131 214H129V216H130ZM134 214H135V213H134ZM144 214H145V213H144ZM194 214H195V213H194ZM200 214H201V213H200ZM205 214H206V213H205ZM234 214H235V213H234ZM252 214H253V215H252ZM254 214H255V215H254ZM262 214H261V215H262ZM26 215L28 216V212H27V214H25V216H26ZM67 215H68V214H67ZM69 215H68V216H69ZM76 215H77V216H76ZM88 215H89V214H88ZM88 215H86V217H85V216H84V217H85V218L90 217V215H89V216H88ZM124 215H125V216H124ZM146 215H148V214H146ZM149 215H148V216H149ZM245 215H246V216H245ZM9 216H10V217H9ZM16 216H17V215H16ZM20 216H19V217H20ZM23 216H22V217H23ZM70 216H69V217H70ZM75 216H76V217H75ZM120 216H119V218H120ZM129 216H128V217H129ZM182 216H183V214H182ZM184 216H185V213H184ZM184 216H183V217H184ZM188 216H189V215H188ZM188 216H187V217H188ZM192 216H193V215H192ZM212 216H213V215H212ZM227 216H228V215H226L225 217L228 218ZM233 216H234V215H233ZM233 216H232V217H233ZM240 216H241V217H240ZM244 216H245V217H244ZM30 217H31V215L28 216V219H27L28 222L31 220ZM130 217H131V216H130ZM130 217H129V218H130ZM143 217H144V218H143ZM146 217H147V216H146ZM190 217H191V216H190ZM196 217H197V215H196ZM203 217H204V216H203ZM205 217H207V216H205ZM263 217H264V215H263ZM12 218H15V219H12ZM17 218H18V216H17ZM108 218H110V219H108ZM134 218H136V217L133 216V220H134ZM141 218L145 219V216H142ZM229 218H230V217H229ZM256 218H255L254 220H256ZM19 219H20V221H22L21 217L18 218V221H19ZM25 219H26V217H25ZM25 219H24V217H23V221H24V222H23V221H22L21 223L19 222L20 226L17 225L18 223H16L17 227H18V226L21 227V224H23V223L26 224L25 222H27V220H25ZM29 219H30V220H29ZM137 219H138V218H137ZM137 219H136L134 222H133V221H131V222H133L134 224H136ZM188 219H189V218H188ZM206 219H207V218H206ZM216 219H217V218H216ZM223 219H224V218H223ZM230 219H231V218H230ZM232 219H233V218H232ZM234 219H235V218H234ZM246 219H248V220H246ZM107 220H108V221L110 220V222H108ZM138 220H139V219H138ZM148 220H149V217H148ZM159 220H160V219H159ZM175 220H176V219H175ZM185 220H186V218H185ZM214 220H215V219H214ZM219 220H220V219H219ZM219 220L216 221L217 224L219 223V222H218ZM245 220H246V221H245ZM260 220H261V219H260ZM0 221H1V218H0ZM85 221H87L86 224L84 223ZM186 221H187V220H186ZM203 221H204V219H203ZM210 221H211V220H209L208 222H210ZM220 221H223V220L221 219ZM235 221H236V222H235V227H233L234 225H233L232 222L230 223L231 225H230V224L228 225V227H224L225 225H224V226L221 225V226L223 227V229L226 228L227 231H230L229 234L225 233L226 230L223 231V232H224L225 234H227V236H228V237H227V236L224 234V236L227 237V238H226V237L223 238L224 241H225V239L227 240V239L229 238L230 234L232 233V231H231L232 229H234V231H235V229H237V232H239L238 230L241 228V227H240V223H238L237 220H235ZM251 221H252V220H251ZM263 221H264V220H263ZM16 222H17V221H16ZM140 222H142L141 225L144 224L143 221L140 220ZM216 222H213V223H215V225H217ZM223 222H224V221H223ZM223 222H222V223H223ZM0 223H1V222H0ZM182 223H183V222H182ZM188 223H189V222H188ZM195 223H196V222H195ZM203 223H204V222H203ZM211 223H212V222H211ZM237 223H238V224H237ZM249 223H250V222H248V224H249ZM252 223H253V222H252ZM259 223H260V222H259ZM110 224H111V227L109 226ZM118 224H119L120 227L118 226ZM148 224H149V223H148ZM171 224H173V223H170L169 225H171ZM175 224H177V223H175ZM185 224H186V223H185ZM189 224H190V223H189ZM220 224H221V223H220ZM220 224H218V225H220ZM248 224H247V228L249 229ZM250 224H251V223H250ZM261 224H262V223H260V225L258 226V228H261V231H262V228L264 227V225L262 224V225H263V227H262ZM112 225H113L114 227H113ZM130 225H131V224H130ZM141 225H138V224H137L138 227L140 226V227H139V228H140L139 231H140V230H141V231L143 230L142 227L145 228V225H143L142 227H141ZM151 225H152V224H151ZM151 225H150V228H149V232L152 231V230H150V229L152 228ZM162 225H163V224H162ZM165 225H167V224H165ZM178 225H179V224H178ZM181 225H182V224H180V226H181ZM190 225H191V224H190ZM208 225H209V229L206 228V230L209 231V232H211V228H214L213 230H216V229H217V227H214V226H215L214 224H208ZM210 225H212L211 228H210ZM236 225H237V226H236ZM253 225H255V224L253 223ZM7 226H8V230H10V231L12 230V231L9 232V233L7 232L8 230L6 231ZM27 226H28V225H27ZM80 226H81V227H80ZM116 226H117V227H116ZM132 226H133V225H132ZM135 226H136V225H135ZM137 226H136V227H137ZM148 226H149V225H148ZM148 226H146V227H148ZM152 226H153V225H152ZM158 226H159V225H158ZM158 226H157V227H158ZM175 226H177V225H175ZM185 226H186V225H185ZM194 226H195V225H194ZM230 226H232L231 229H230ZM241 226H242V224H241ZM245 226H246V225H244V228H245L246 230H245L244 228H243V230L240 229V232H239L240 234H239V236H240V235L242 236L244 233H245L246 235L249 236V235H251L250 232L252 231L251 233H253V230H255L254 226H252L251 231H249ZM2 227H3V228H2ZM12 227H13V228H12ZM17 227H16V228H17ZM23 227H26V226L23 225ZM23 227H21V228H23ZM67 227L69 228L70 226H67ZM67 227H66V228H67ZM82 227H83V228H82ZM115 227H116V228H115ZM118 227H119V228H118ZM122 227L125 228L126 230H124ZM138 227H137V228H138ZM162 227H163V226H162ZM177 227H178V226H177ZM236 227H237V228H236ZM256 227H257V226H256ZM21 228H19V229L22 230ZM27 228H28V227H27ZM117 228H118V229H117ZM141 228H142V229H141ZM153 228H154V226H153ZM153 228H152V229H153ZM160 228H161V227H160ZM228 228H229V230H228ZM258 228H256V229H257V230H260V229H258ZM19 229H18V228H17V229H14V230H16V231H14V233L16 234L15 237H18V235H17L18 231H17V230H19ZM24 229H26V228H24ZM24 229H23V230H24ZM28 229H29V228H28ZM28 229L25 230L26 233H27V232L29 233L30 229H29V230H28ZM64 229H65V228H64ZM76 229H77V232H78V230H79L78 233H76ZM163 229H164V228H163ZM168 229H169V228H168ZM177 229H178V228H177ZM20 230H19V233H18V234H21V233H20ZM27 230H28V231H27ZM65 230H67V229H65ZM65 230H64V231H65ZM81 230H82V232H80ZM107 230H108V232H107ZM111 230H112V231H111ZM145 230H146V228H145ZM147 230H148V229H147ZM147 230H146V231H147ZM198 230H199V229H198ZM202 230H203L204 232L206 231L205 228H203ZM109 231L111 232V234H113L112 236H110ZM130 231H131V230H130ZM132 231H133V230H132ZM135 231H137V230H135ZM141 231H140V233H141ZM165 231H166V230H165ZM165 231H164V232H165ZM192 231H193V230H192ZM207 231H206V234L208 233ZM219 231H220V230H219ZM221 231H222V230H221ZM245 231H247V233H246ZM6 232H7V233H6ZM16 232H17V233H16ZM21 232H22V231H21ZM23 232H24V231H23ZM69 232H70V233H74V232H71V231H65V233L68 235V236H66V237H67V240H66V238H64V239H65V242H66V241H67V242H68V241H71V240H69V238H71L72 236L70 237L71 234H68ZM105 232L108 233L107 235H109V237H103V238H107V240H108V239H111V240H112V243H111V241L109 240L110 243H111V244L109 243L110 245L108 244V241H105L106 239H103L102 236H101L102 234H103V236H104V235L106 234ZM112 232H113V233H112ZM184 232H185V231H184ZM201 232H202V231H201ZM201 232H200V233H201ZM214 232H215V231H214ZM214 232H213V233H214ZM223 232H221V233L223 234ZM241 232H242V233H241ZM248 232H249V234H248ZM254 232H256V231H254ZM24 233H25V232H24ZM28 233H27L26 235H28ZM126 233H127V232H126ZM134 233H138V232H134ZM134 233H133V234H134ZM144 233H145V232H144ZM144 233H143V234H144ZM161 233H162V232H161ZM235 233H236V232H235ZM6 234H7V235H6ZM22 234H23V233H22ZM95 234H97V237L95 236ZM143 234L141 233V235H143ZM146 234H148V233L146 232ZM146 234H144V235L147 236ZM149 234H150V233H149ZM177 234H178V233H177ZM182 234H184V233H182ZM201 234H203V233H201ZM245 234L242 236L241 239H240L239 237L234 238L235 241H238V242L243 241V243H245L246 240H248V239H245V238H246V235H245ZM253 234H254V233H253ZM12 235H13V234H12ZM12 235H11V238H10V240H9L10 242H11L12 240H13V241L15 240V239H14L15 237L12 239ZM26 235H25V236H26ZM73 235H74V234H73ZM92 235H93L94 237H96V238H93ZM125 235H126V234H125ZM134 235H135V234H134ZM141 235L138 236V234H137V236H138L141 240H142V239L144 240V238H141ZM144 235H143V236H144ZM175 235H176V234H175ZM197 235H198V234H197ZM213 235H214V234H213ZM234 235H235V234H234ZM19 236H21V235H19ZM98 236H99V237H98ZM121 236H122V237H121ZM143 236H142V237H143ZM145 236H144V237H145ZM187 236H188V235H187ZM209 236H210V235H209ZM220 236H222V235H220ZM220 236H219V237H220ZM236 236H238V235H236ZM248 236H247V238H248ZM0 237H2V234L0 235ZM4 237H2V238H0V239L2 240V242L6 241V242L8 243V239H6V238L9 237V235L5 238L6 240L3 239ZM23 237H24V236H23ZM68 237H69V238H68ZM110 237H111V238H110ZM129 237H130V236H129ZM138 237H137V238H138ZM178 237H179V236H178ZM233 237H234V236H233ZM260 237H261V236H260ZM73 238H72V239H73ZM133 238H134V237H132V239H133ZM148 238L150 239V236H148ZM181 238H182V237H180V239H181ZM190 238H191V237H190ZM250 238H251V237H249V239H250ZM23 239H24V238H23ZM25 239H26V238H25ZM64 239H63V241H64ZM77 239H78V238H77ZM77 239L75 240V242L77 241ZM132 239H131V240H132ZM140 239H138L139 242H140ZM151 239H152V240H155V239H153L152 237H151ZM178 239H179V238H178ZM200 239H201V238H200ZM220 239H222V238H219L218 241H219ZM230 239L233 241L232 238H230ZM1 240H0V241H1ZM16 240H18V239H16ZM20 240H21V238H20ZM55 240H57V242H59L58 237H57V239H56V237H55L54 242H55ZM125 240H126V239H125ZM131 240H129V241H131ZM138 240H137V241H138ZM146 240H147V239H146ZM182 240H184V239H182ZM191 240H192V239H191ZM191 240H190V241H191ZM202 240H203V239H202ZM216 240H217V238H216ZM239 240H240V241H239ZM256 240H257V239H256ZM260 240H261V239H260ZM260 240H259V242H260ZM13 241H12V242H13ZM23 241H24V240H23ZM23 241L21 240V241H20V244H21V242H23ZM126 241H128V238H127ZM134 241H135V240H134ZM150 241H151V240H150ZM155 241H156V240H155ZM179 241H180V240H179ZM190 241H189V242H190ZM213 241H214V240H213ZM235 241H234V242H235ZM2 242H0V243H2ZM12 242H11V243H12ZM14 242H15V241H14ZM57 242H55V244L57 245V246H56V245H55V246H56L57 248H59ZM67 242H66V245L68 244ZM73 242H74V239H73ZM79 242H80V243H79ZM122 242H124V243H122ZM153 242H154V241H153ZM160 242H162V240H161ZM160 242H159V243H160ZM180 242H181V241H180ZM221 242L223 243L222 240H220V243H221ZM228 242H229V244L226 242V243L228 244V247H225V248H228L227 250H229L230 248H233L234 251H232V252L230 251V252H231L232 254H234V252H235V248H234V247H229V245H230L231 243H230V241H228ZM234 242H232V243H234ZM263 242H264V241H263ZM7 243H5V245H4L5 247H6V244H7ZM18 243H19V242H18ZM23 243H24V242H23ZM23 243H22L21 245H18V246H20V248L25 247V246L27 247V245H26L27 242L25 241V243H24V244H23ZM126 243H127V242H126ZM137 243H138V242H137ZM141 243H142V241H141ZM149 243H152V242L147 241V244H149ZM154 243L156 244V242H154ZM159 243H158V244H159ZM163 243H164V242H163ZM183 243H185V242H183ZM186 243H187V242H186ZM192 243H193V242H192ZM210 243H212V242H210ZM222 243H221V244H222ZM241 243H242V242H240V243H238V244L241 245ZM243 243H242V245H243ZM247 243H248V242H247ZM8 244H10V243H8ZM8 244H7V245H8ZM59 244H60V242H59ZM101 244H103V245H101ZM138 244H139V243H138ZM155 244H153V245H155ZM158 244H156L157 247H160V246L162 245V243H160L161 245H159V246H158ZM169 244H170V243H169ZM177 244H178V243H177ZM177 244H173V246H174V245L177 246ZM180 244H181V243H180ZM204 244H205V243H204ZM213 244H214V243H212V245H213ZM218 244H219L218 242H217V243L215 242V245H218ZM221 244H220V245H221ZM0 245H1V244H0ZM2 245H3V244H2ZM2 245H1V246H2ZM11 245H17V243H16V244L13 243V244H11ZM23 245H25V246H23ZM73 245H74V243H73ZM130 245H131V244H130ZM132 245H133V244H132ZM132 245H131V246H132ZM140 245H141V244H140ZM156 245H155V246H156ZM171 245H172V244H171ZM215 245H214V246H215ZM1 246H0V247H1ZM4 246H3V247H4ZM18 246H11V247H12V248H13V247H17V248H18ZM107 246H106V247H107ZM123 246H124V245H123ZM131 246H130V247H129V245L127 246V252H128V253H129V252L132 253L133 250L135 249V247H134V249H132V252H131L130 249L133 247V246H132V247H131ZM149 246L152 247V245H150V244L147 245V247H149ZM155 246H154V248H156ZM173 246H172V248H173ZM210 246H211V245H210ZM214 246H212L213 249H214ZM224 246H227V245H224ZM224 246H223V244H222V247H221V246H220V247H218V246L215 247V248H218V249H219V248H220V249L223 248L222 250H219L220 252L222 251V254L225 253L224 256H220L221 258L225 257L226 254H227V253H226L227 250L224 249ZM230 246H232V245H230ZM26 247H25V248H26ZM120 247H121V246H120ZM151 247H150V248H151ZM177 247H178V246H177ZM179 247H180V246H179ZM179 247H178V248H179ZM195 247H196V246H195ZM236 247H238V245H237ZM7 248H8V247H7ZM7 248H2V252L7 251ZM9 248H10V247H9ZM9 248H8V250H9ZM12 248H10V249L12 250ZM17 248H16V249L14 248L16 251L13 249L15 252H13V250H12L13 253L11 252V253L14 255L13 257L11 256L12 254H11V255H10V254L7 255V257L10 256V257L12 258V260H13V258H15V253L17 252ZM20 248H19V250H20V252H21V249H20ZM25 248H24V249H25ZM79 248H81V247H79ZM84 248H83V250H85V252H86V251L88 252V251L90 250V248H89V249L87 248L88 250H87L86 248H85V249H84ZM93 248H95V249L97 248V250H95V249H93ZM98 248H99V249H98ZM123 248H124V247H123ZM128 248H129V250H128ZM180 248H181V247H180ZM205 248H206V247H205ZM238 248H239V247H238ZM5 249H6V250H5ZM124 249H125V248H124ZM242 249H243V248H242ZM3 250H4V251H3ZM11 250H10V251H11ZM19 250H18V251H19ZM77 250H78V249H77ZM77 250H76V251H77ZM93 250H94V251H93ZM112 250H114V248H113ZM177 250H178V249H177ZM177 250H174L175 253H177V252H176ZM181 250H182V249H181ZM230 250H231V249H230ZM10 251H9V252H10ZM76 251H75V254H76V255L73 254V256H72V257H73L72 259H73L74 261H72V259H71L69 262H67V264H69V263H70V264H74V263H72V262H75V264H84V263H82V262H85V264H86L87 262L84 261V260H86V259L89 258L90 256H92L93 259H92V257H91V260L88 259L87 261H90L88 264H110L111 262L114 263V261H116V262L118 263V260H122L123 257H124V255L126 254V253L124 254V253H123L124 250H122L121 253L124 254L123 257H121L122 259H120V258L118 259V258H117V257L121 254V253H120V254L116 257L117 260L115 259L114 261H112V260H110V259H111V258H110L111 256H109V255H112V254H108L107 256H108L109 258L107 257L108 260H106V259H105L106 256H105V258H103L104 256H101L102 252H101V253H99V252H96V253H95V252H94V253H93L94 255H95V254L98 255V256L96 257V256H93V254H92V255L89 254V253H92L91 251H89V252H88V255H87V254H86V255H85V254H81V255L83 256V257L81 256V257H82V260H81L80 255H79V254H80V253H79L80 249H79V251H77L78 254H77ZM213 251H215V249H214ZM80 252H81V251H80ZM111 252H112V251H111V248H110V253H111ZM117 252H118V251H117ZM119 252H120V251H119ZM204 252H205V251H204ZM207 252H208V251H207ZM220 252H219V253H220ZM230 252H228V253H230ZM107 253H108V252H107ZM107 253H106V254H107ZM128 253H127V255H128ZM156 253H157V252H156ZM202 253H203V252H202ZM208 253H209V252H208ZM216 253H217V252H216ZM219 253H217V254H219ZM231 253H230V255L227 254V255L230 256V257H229L230 259H231V257H232ZM238 253H239V252H238ZM3 254H4V253H3ZM3 254H2V256H3L2 258H3L4 260L1 258V260H2L1 262H2L3 264H7L6 262L4 263V261H6V260L9 261V259L11 260V258H9V259L5 258V256H4ZM66 254H67V253H65V255H66ZM104 254H105V253H103L102 255H104ZM113 254H114V252H113ZM117 254H118V253H117ZM117 254H115V255H117ZM17 255H19V254H17ZM65 255H64V256H65ZM74 255H75V257H74ZM77 255H78V256H77ZM127 255H125V257H126ZM130 255H131V254H130ZM152 255H153V254H152ZM170 255H171V253H170ZM186 255H187V254H186ZM190 255H191V254H190ZM220 255H221V254H220ZM263 255H264V254H263ZM84 256H88V257L85 258ZM113 256H114V255H113ZM154 256H156V255H154ZM178 256H179V254H178ZM204 256H206V255H204ZM76 257H77V258H76ZM95 257H96V258H95ZM125 257H124V258H125ZM129 257H130V256H129ZM129 257H127L125 260H127ZM189 257H190V256H189ZM227 257H228V256H226L225 259H229V258H227ZM234 257H235V256H234ZM16 258H18V256H17ZM16 258H15V259H16ZM94 258H95V259H94ZM114 258H115V256H114ZM114 258H113V259H114ZM198 258H199V257H198ZM217 258L219 259V255H218ZM257 258H259V257H257ZM15 259H14V260H15ZM153 259H155V258H153ZM171 259H172V258H170V260H171ZM175 259H176V258H175ZM188 259H189V258H188ZM223 259H224V258H223ZM233 259H234V258H233ZM14 260H13V261H14ZM104 260H105V261H104ZM125 260H123V261H125ZM134 260H135V259H134ZM172 260H173V259H172ZM193 260H194V259H193ZM260 260H261V259H260ZM13 261H12V262H13ZM16 261H18V259L15 260V263H16ZM81 261H82V262H81ZM106 261H108V262H106ZM109 261H111V262H109ZM127 261H128V260H127ZM223 261H225V260H223ZM227 261H228V260H227ZM229 261H230V260H229ZM1 262H0V264H1ZM21 262H22V261H21ZM56 262H57L58 264H61V263H62V264H65V262H62V261H61V259L56 260ZM120 262H121V261H119V264H120ZM169 262H170V261H169ZM169 262H168V263H169ZM171 262H172V261H171ZM171 262H170V263H171ZM179 262L181 263V261H179ZM243 262H244V261H243ZM246 262H247V261H246ZM15 263H14V264H15ZM18 263L20 264V260H19ZM22 263H23V262H22ZM22 263H21V264H22ZM53 263H54V262H53ZM57 263H54V264H57ZM117 263H116V264H117ZM128 263H129V262H128ZM187 263H188V262H187ZM214 263H215V262H214ZM217 263H218V262H217ZM222 263H224V262H221V264H222ZM227 263H228V262H227ZM8 264H9V262H8ZM10 264H13V263L10 262ZM16 264H17V263H16ZM50 264H52V263H50ZM114 264H115V263H114ZM126 264H127V262H126ZM129 264H130V263H129ZM171 264H172V263H171ZM178 264H179V263H178ZM182 264H183V263H182ZM194 264H195V263H194ZM218 264H220V261H219Z\"/></svg>",
	"mask_w": 264,
	"mask_h": 264
}]
</instances>
